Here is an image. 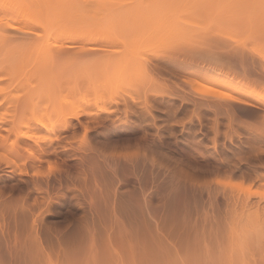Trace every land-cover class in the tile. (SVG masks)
Listing matches in <instances>:
<instances>
[{"label":"rangeland","instance_id":"374dc122","mask_svg":"<svg viewBox=\"0 0 264 264\" xmlns=\"http://www.w3.org/2000/svg\"><path fill=\"white\" fill-rule=\"evenodd\" d=\"M14 1L16 2V0H14ZM14 1L12 2V0H11L10 2H12V4H10L7 0H0V2H1L0 3V22H2V24H4L5 21H6L5 23H8V21H10L11 24L13 23V26H15L17 24L16 27L19 26V27L23 28L26 26V24H23V22H25V21H23V19L20 18V17H22L20 15H21V12L23 13V10H24L23 8H25V10H28V9H26L27 7H24V6H27L28 2L25 3V1H27V0H22V3H21L20 0H17L18 4L19 3L22 4V5L20 4L21 6H23V7H21L20 5H16L17 3H15V5H14ZM40 1H39V3L42 4L43 2L41 3ZM66 1L68 2L69 0H65V2ZM86 1L83 0L81 3L79 2L80 4L79 3L74 4L77 6L76 13L80 17V18H75V20L78 19V20H76V22H74L75 21L74 19H71V18H73L72 14H75V13H71V16H69L70 14L69 15L67 14L68 18L71 17L70 18L71 20L67 19L69 24H70L69 25L67 23V25H69V26L65 25L66 22L63 24L64 26L61 25L63 22L61 24L58 22V24H60V25H57V23L55 25L53 23L54 25H52V26H54V27L52 29H51V27L50 28L48 27L49 24L46 25L47 28L52 30L51 33H54V31L57 30L56 26H58V28L60 27V29L62 27H64V29H65V26L66 27H71V26L73 27V25L75 26V29H77V30L82 29L85 26L84 30L86 31V27L88 26V27H93V28L98 27L99 29H102V32L101 31L99 32L96 28V30L98 31V33L100 35L99 36L96 31L95 32L93 31L95 29L92 28L91 30L94 32V34L92 35V32H89V33H91L90 35L92 37L91 36L88 37L89 33H85V32L81 33L80 32L81 34H78L79 32L77 30H75L76 31V33H75V31L73 32L70 30L72 28H67L68 30L71 31V33H70V31L65 29L66 32L68 31L67 34L69 33V34H74L77 36L82 35L81 37H85L84 38L85 41L86 40L88 41V39L90 38L89 41H93L95 44L92 42H89V41H88V44H86L87 41L85 42V44H83L84 42L82 39L81 40L83 42L82 44L85 47L86 46L90 47L89 49H87V47L85 48V47H83L82 44H80L81 47L83 48L82 50H84V52L83 51H80V52H83L84 55L81 56V54H79V55L62 54V56L60 57L59 60H56L55 62L50 63V65H48L46 67L47 69L52 71L51 74H53L52 77H54V82L56 83V85L54 83L55 88L51 87L49 85L51 87V88H49V90H47L46 88H45L46 90L44 89V91H46L47 94L49 93L48 94L49 97H45V99H44V95H43V94H45L44 92H42L43 98L41 96L40 91L38 92V93H40V97L42 98L41 100H40L39 95L37 93H35L36 88L39 89L41 87L40 86V84H41L40 79H42V78L40 77V79H39L38 76L40 74H42L41 71L46 70V68L43 69V65L41 64L42 69L40 71L39 67H40V61L41 60L39 61L37 58H38L39 53H41L40 51H38L40 48L39 46H41V48H42V45H40L41 42L46 44V42H44V40H46L47 38L44 36L45 35L50 36L49 31H51V30L48 29L49 31H47V28H46V31L48 32V34H46L47 32L45 31V29H43L45 27H42V28L39 26L37 27V29L40 28V31H38L39 30L38 29L37 32L41 33L42 29L46 32V33H44V31L42 32V34L43 33L45 34L44 36L42 35L43 37L36 34V36L40 37L42 40L44 39L43 41H39L40 43L38 44V47H39L38 50H34L32 45L29 46V43H28L29 41H27L25 44L22 42V40H20L21 39L20 36L22 34H20L21 32L19 31V29L17 30V32H15L16 30L13 29L14 30L13 31L12 28H10V25L4 24V25H7V27L9 26L8 27L9 30L6 29L4 26L2 27L3 29H5V31L8 30L7 32H9L11 29V31H10L11 35L9 33H6V35L10 36V38H8V40L5 39L4 37H1V33H0V104H2V105H0V109L3 110V111L0 110V113L3 112L2 113L3 115L2 114H0V115H2V117L4 116L5 121H6L5 122L3 120L4 118H0V125L3 124L6 126V123L8 124L6 126L7 127L6 129L1 128V127H3V125L0 126V139L5 138L3 136L4 134L5 135L8 134V135H6V137L9 138V139L7 138L9 141L7 139L6 140L5 139L0 140V146L4 145V146H2V148L5 146H6L5 148H7V145L9 144L8 149H6V150L4 148L3 149L0 148V150H2L0 152L3 153V154L0 153V158L3 159V162L0 161V172H4V173H0V189H2V191H0V198L3 197L2 199H0V202L3 201V203L0 204V209H2V210H0V214L3 215V213H4L3 217L0 216V264H23V263L24 264L25 263L26 264H264V213H263V211H264V207H263L264 206V196H263L264 195V178H262V177H264V136H263L264 133H261L262 131H264V11L261 10L262 6L260 7V5H261L260 2H263V0H259V1L255 0L256 2L258 1L260 3L259 4L257 2L259 7H260L259 9H258V5L255 6V4H257V3L254 2V0H251V2L249 4L252 3V5H253V2H254L253 6H255V7L252 6L253 7L252 8L250 6L249 9H246L248 7H245V6L241 7L242 9L244 8L243 10L246 9L245 13H240V12H243V10L242 11L239 10V13H237V14L235 13V11H236L235 10L234 15L228 12L231 17L226 16L227 18L224 17L226 13L222 14V15H224V16L221 15L222 18H221V16H220V19L217 17L219 19V21L217 18H216L217 21L213 19V18H215L214 17L215 15L217 16V14H215L213 17H211L212 19L208 18L209 21L206 18L207 16H205V15H207L206 12H208V14L210 13V10H211L210 8H212L211 7L212 4L215 3L216 1H218V6H220L221 2H222L221 0H220L221 2L219 0H215V1L212 0L213 3L208 4L209 6L210 5L211 6L210 7L208 6L207 8H206L207 5H205V8L207 10H208V8L210 9L208 11L205 9L200 10L201 9L200 8V2L203 0H190V1L189 0H179V1L176 0L178 3L181 2L180 4H182V2L183 3L187 2L186 5L192 1L191 2L192 4L190 3L189 5H187L188 8L191 10L187 9L185 11L186 8H181V11L179 10L178 14L175 11L178 10V8H179L178 6H180V4L175 5L174 0H173V2H170L171 3V4H169L170 7H172L171 5L173 3H174L173 5L177 7V8L172 7V12H171L170 7L168 6V2L165 0L167 2V5H166V3H164L166 6L165 8L169 7L168 11H166V12L170 11L173 14L172 15L171 13H169L170 17L173 18V20H172L173 23L170 22V20H171L170 17H169V19L167 17L169 14L167 15V13H165V14L163 13L164 16L167 15L164 18L167 17L169 22L168 21L165 22L162 20H161L162 22H160L158 19L159 24L165 22V23H167V25H169L172 23L171 25L175 26L176 30L177 29L181 30V31H178V33L183 32V34L180 36L177 33V36H180V37H177V36H175V33L173 35L172 34L173 32H172L171 33L172 36H175V37L174 38L172 37V40L170 37V40L173 43L176 40L177 43L169 44L171 41H169V39H168V43H167L165 41L167 39L163 38V39H165L163 41H164V43L166 42V45L161 43L160 45H158V47H157V44H158V41L160 43V40L157 39L158 41L156 43V41H154L152 38H150L151 37V34H150L147 36V37L150 36L149 37L150 41L145 42V44L146 43H152L151 42L152 40L154 41L153 44H147L146 46H144V41L141 38L142 39L141 44L138 43L139 46H138V44H135V46H133L130 49L131 51L129 50V48L132 46V44L136 41L141 40V39L138 40V38H140L141 35L135 34L137 32L140 33L141 27L139 26V30L135 33L133 31H131L132 35H135V36H133V39L137 36V38H136L137 40L134 39V42H133L132 41L133 39L130 38L131 37L130 34H129L130 37L126 36L127 35L126 31L128 30V28H127L128 25H126V28H127L126 31L121 30L122 32H125V34H126V35H123L124 37L122 36L121 32L119 33V34H121V35H119V37H121V36L123 37V38L121 37L122 38L121 39L117 36L118 32H116V30L114 29V28H118V27H114L113 24H115V23H113V24L109 23L108 20L112 21V19L116 16L114 10L115 11L119 10L120 6H121V8H123L122 6L124 5V9L125 8L127 9V5H131V8H132V5L134 4V6H135V3L139 2V0H136L137 2L135 1V3L133 2V4H131L132 0H107V1L106 0H100V2L103 1L101 4L106 3L105 4L106 7H111L110 4L113 7H115V9L113 8V9H110L111 11H108V13L109 12L112 13V18H111V14L109 16L108 14H106L107 12H105L107 9L109 10V8L105 7V11H104V5L96 4L97 3V2H95L96 0H93L94 1L93 5H95V6H93L91 3L89 5H91L93 7H97L99 9L97 10L93 7H89V9H88L86 7L88 10L92 9L91 11H93V13L90 12L91 16H90V14H88L91 17V18H89V20L92 19V21L91 20L89 21L87 19L89 17L87 15L88 17L86 19H82V21L84 20L82 22L80 19L83 17L85 18L86 13H87V12H85L86 10H83L85 8V6H88V5H85V3H84ZM97 1L99 2V0H97ZM148 1L149 0H147V1L145 0L144 2H148ZM156 1H159V0H156ZM194 1H195V3H194ZM196 1H198V3ZM238 1L240 3H242V4H240L241 6L243 5V3L244 4L246 3V0H245V2H244V0L243 1L238 0ZM238 1H237V3H238ZM75 2H78V0H75ZM87 2H86V4H87ZM107 2H108V4H107ZM159 2H158V4H159ZM162 2L159 5L160 7L162 5ZM219 2H220V4H219ZM224 2L222 3L223 5H221V7H223V8L227 7V6H225L227 1L225 2V4H224ZM230 2H229V5H230ZM232 2H233V0H232ZM39 3H37V4H39ZM66 3H64V4H66ZM203 3H201V4H203ZM247 3H248V0H247ZM3 4L5 6H3ZM6 4H8L9 6H6ZM29 4H33V1H32V3H29ZM68 4H72V3L68 2ZM81 4H83V5H81ZM140 4H143V0L141 1ZM153 4H155V3H153ZM263 4L264 3H262V5ZM11 5H12V8H10ZM96 5H100V7L103 6V9H102L103 13L101 11H99V10H101L100 7H98ZM144 5H146V4H144ZM184 5L185 4H183L182 7H184ZM186 5H185V7H187ZM196 5H197V7H196ZM213 5H214L213 8H215V10H216L217 6L215 7V4H213ZM216 5H217V2H216ZM240 5H238V7H240ZM30 6H32V8H33V5H30ZM78 6H79V8H78ZM146 6H148V4ZM149 6H152V5L149 4ZM149 6L147 8H150ZM192 6H195V7L192 8ZM246 6H249V5H246ZM15 7H18L19 9L17 10V8H15ZM67 7H69V5ZM141 7L142 6H140L139 8H141ZM152 7H151V9H153ZM156 7H158V6H156ZM198 7L200 8L199 9L200 12L199 13L197 12L199 14V16L198 15L195 16L194 14H192L191 11H195V9L197 10ZM231 7H232V5H231ZM234 7H237V6L235 5ZM234 7H233V9H234ZM131 8H130V10L133 9V11H134V7L132 9ZM250 8H252V10H254V12H252V10L250 11L253 14L252 13L249 14ZM263 8H264V6H263ZM141 9H140V11H141ZM154 9H155V7H154ZM161 9H162V7H161ZM173 9L175 11H173ZM25 10H24V12H25ZM94 10H96L97 13L101 12L102 15L106 14V15H104L106 17H103V16H100L99 14L98 15L96 14L97 16L100 17V18L99 17L97 18L96 16H94ZM123 10H121V11H123ZM135 10H137V9H135ZM148 10H150V9H148ZM159 10H158V12H159ZM217 10L219 12L220 7ZM260 10L262 11V13ZM70 11H72V9ZM80 11H81V13H80ZM133 11H131V12L133 13ZM140 11H139V13L142 14V12L145 10H143L141 12ZM162 11H163V9H162ZM204 11H205V14L204 13L202 14V12H204ZM225 11H226V8H225ZM229 11H230V9H229ZM259 11H260V13H259ZM4 12H6V13H4ZM15 12H18V14L17 13L15 14ZM120 12L117 13L118 16H119ZM131 12L130 13L127 12V13H129L131 16V14H132ZM134 12H136V11H134ZM153 12H146V13L150 14ZM180 12L182 13L181 14L182 19L180 17L181 15H179ZM220 12L222 13V10ZM237 12H238V10H237ZM30 13H31V11H30ZM123 13H124V11L122 12V14ZM127 13H125L126 16H127ZM139 13H138V15H139ZM175 13L178 16H176ZM228 13H227V15H228ZM136 14H134V18L136 17L135 16ZM149 14H147V15H149ZM156 14H154V15H156ZM174 14H175V17H174ZM189 14H192L195 17H193ZM212 14H214V12ZM259 14L262 17H260ZM80 15H82V16H80ZM163 15H161V18L163 17ZM73 16L75 17V15H73ZM92 16H94L95 18L93 19ZM126 16H123L125 20L122 17L124 22L127 21V19L125 18ZM203 16L207 20L202 19ZM237 16H238V18H237ZM241 16L242 17L244 16L246 18L243 17L244 18L243 19V18H241ZM249 16H251V17H249ZM257 16H259L260 18ZM120 17L121 16H119V18ZM127 17H129V16H127ZM140 17H141V15H140ZM147 17H145V19H147ZM155 17L152 16V18H154V19H155ZM177 17H179L180 19H178ZM66 18H67V16H66ZM107 18H108V20H107ZM115 18L118 19L117 17H115ZM142 18H144V16ZM251 18H252V20L254 18V21H252V24L249 22ZM97 19L100 21L102 19L101 23L103 22V25L100 22H98ZM104 19H105V21H104ZM116 19H114V20H116ZM122 19H120V20L122 21ZM137 19L140 20L141 18H137ZM137 19H136V21H138ZM167 19H165V20H167ZM176 19H178V20H176ZM86 20L89 21L88 22L89 25H88ZM93 20L95 22L97 21V23H95ZM120 20H119V22H116V21H114V22H116V24H117V23H120ZM129 20H130V18H128V21ZM143 20L144 19L141 20V22H142L141 26L144 25ZM150 20H151V18H150ZM174 20H176L177 22H174ZM180 20H182V22L185 25H183V23ZM220 20L222 22H225V23L220 24V22H221ZM123 21H122V24L124 23ZM132 21H133V16H132ZM151 21H150V24H151ZM256 21H258V22H256ZM16 22H19V23H16ZM127 22H125V24ZM145 22H147V21H144V23ZM255 22L257 24L256 26H255ZM259 22H261L260 24L262 25V27L260 26ZM14 23H15V25H14ZM75 23L79 24V26H81L82 24L83 25L86 24V25H84V26L82 25L78 29L79 26L76 27ZM131 23H133V22H131ZM134 23H135V19H134ZM181 23H182V25H181L182 28H179L180 27L179 25ZM2 24H0V25H2ZM22 24L24 26H22ZM98 24H101V25H98ZM104 24H106L107 26L104 27L105 26ZM125 24H123V25H125ZM130 24H129V26H131L130 28L133 30V28H132L133 26ZM136 24H137V22H136ZM138 24H137V26H138ZM145 24L149 25V23H145ZM187 24L190 25V27ZM109 25L112 28L113 27L114 28L113 29L110 28ZM146 25H144V26H146ZM171 25H169L170 28L172 27L174 29V27ZM176 25L178 27H176ZM253 25L255 26V28ZM101 26H102V28H101ZM118 26H120V25H118ZM144 26H143V29H144ZM151 26H152V24H151ZM151 26H149V29ZM169 26L167 28H169ZM251 26H252V28H251ZM122 27H124V26H122ZM146 27H148V26H146ZM21 28H20V30H21ZM164 28H165V26H164ZM167 28H165V29L167 30ZM188 28H189V32L192 29H195V31L194 30L193 31H194V33L195 32L197 33V34L195 33V36H197V37H194V39H192L193 38L192 37L193 32H192V34H191V32L188 33V31H187ZM261 28H262V30H261ZM105 29L108 30V33L106 32ZM143 29H142L141 34H143ZM149 29L147 31L148 34H149ZM155 29H157V28H155ZM184 29L185 30L187 29V30L185 31ZM249 29H252V30L250 31ZM110 30H113V34L116 35V37L119 38L121 41H118L119 39L115 40L114 39L115 36L113 37V35L111 36V37H113V39L111 37H109L108 34H109ZM136 30L137 29H135V31ZM89 31H90V29H89ZM118 31H119V29H118ZM165 31H163L162 33H164ZM170 31H168L169 33H166V35L170 34ZM0 32H2V30H0ZM18 32H20V33H18ZM110 32H112V31H110ZM150 32H151V30H150ZM186 32L188 34H191V35H185ZM249 32L251 35L248 34ZM12 33H14V34H12ZM101 33H103L104 35ZM85 34H86V36H85ZM153 34H154V32H153ZM106 35H108L109 38H107ZM125 36H126V38H125ZM138 36H140V37H138ZM91 38L93 40H91ZM94 38L96 41H94ZM124 38H125V41H124ZM127 38L128 39L130 38L131 40H126ZM157 38H159V37H157ZM178 38L181 39V41H183L184 43H185V40L187 39L186 44L188 43V46H190V44L196 45L199 42L198 46L200 47L201 52L197 51V50H199L198 46L195 47V49H194L193 46H190L188 48V47H186V45L182 46V47L180 45V48H179V46H177V45H179L178 43L181 41ZM199 38H200V41L198 40ZM9 39H12L13 41H11ZM52 39H50V41H52ZM189 39L193 40L194 43H193V41L188 42ZM15 40H17V41H15ZM53 40H55V39H53ZM101 40H103V41H101ZM144 40L146 41V38H144ZM178 40H179V42H178ZM128 41H129V44H128ZM195 41H197L196 44H195ZM53 42H54V44H53ZM53 42H50V43H52L55 46V44H57V42H55V41H53ZM119 42H120V44H119ZM122 42L125 44V46H124V44H122ZM126 42L130 47H128V45L126 46ZM200 42L201 43L203 42V45ZM89 43L92 45L90 46ZM49 44H47V46ZM148 45L150 48L148 47ZM161 45L163 47L165 45V47H167V48H163ZM169 45L174 46V47L176 45V48H174V47H172V48L177 49V50L179 49L178 50L179 54L176 53L175 51H174L175 52L174 55L178 54V55H175V57L173 54H170L171 52L173 53V51H169L171 49L166 50V49H168ZM49 47L52 48L53 46L51 47V44H50L48 47H46V49ZM91 47L95 50L91 49ZM151 47H153L154 49L156 48V50L160 47V49H158L157 50L158 52H157L154 49H152ZM184 47H185V49H184ZM201 47L203 48L204 51L201 50L202 49ZM34 48H36V47H34ZM100 48H102V49H100ZM136 48H138V50H140V48H141L140 51H142V52L139 51L140 52L139 55L143 56V59H142V57H141V59L144 61H142L140 59V56L138 55V51ZM142 48H144V49L148 48V49L143 50ZM161 48L164 50H162ZM29 49H31V50L33 49V51L30 52ZM150 49H152L154 51H152L150 53V51H151ZM105 50H106V52H105ZM159 50H161V51H159ZM165 50L167 52H170V53H168V55H167ZM90 51H92V53ZM93 51L97 52L98 55H96L97 53H94ZM117 51H118V54H117ZM162 51L165 52L166 54L163 53V55H162L161 54ZM112 52L114 54H112ZM122 52H123V54H121ZM128 52H129V54H132L131 57L128 54ZM146 52L148 55L146 54ZM181 52L184 55L182 54V56L180 57ZM44 53L45 52H43V54ZM87 53L90 55H88ZM99 53L100 54L102 53L101 57H100L101 59H103L105 57H107L106 59H111L108 57L113 55L112 56L114 59L113 62L116 63V66H115V70H114V67L112 68V66H114V64H111L112 60H110L111 61L110 63L106 62V64H107V66H106L104 64L106 59H105V61L102 60V62L98 61L97 65L92 64L93 66H97V68H98V66H99L98 63L100 62L99 64H101V63L103 64V66H102V64L100 65L101 69H104L105 67H106L105 70L107 68H111V69L106 70L107 76H108L106 79V75H105L106 71L103 75V73L100 72L101 69L99 67L98 70L101 74V76H99L100 74L96 70V67H93L94 69L93 70L91 69V70L97 71V74H96L97 79H98V77L100 78L103 75V77H102L103 81L102 80L98 81L96 79V82H95V80H94L95 79L94 78L95 72H93V74H90V73H87L88 70L87 71L85 70V73H87V74H84L82 72V70L84 71V68L87 67L85 65L90 64V63L87 64L86 63L87 60L85 61V59L89 60V58L92 57V60H91V58H90V60L93 63V62H95L93 60H95V58H98V56H100ZM103 53H104V55L108 54V56L106 55L105 57H102V56H104ZM115 54L119 55V56L123 55V57L125 56V58H123L122 56L120 57V58H123V62H122V59L120 60V58L118 61H116L115 59H118V58L116 56H115L116 58H114ZM133 54H136V55H134V56H137L136 59H135V57H133ZM143 54H145L146 56ZM92 55L95 56V58ZM157 55H158V57L156 58ZM159 55H160L161 59H158V58H160ZM215 55H218L216 57V61H215ZM43 56H45V55H43ZM79 56H81V57L79 58ZM88 56H90V57H88ZM150 56H151V58H150ZM164 56L167 58H165ZM171 56H173V57H171ZM177 56H179L182 59L178 58ZM201 56L203 59H201ZM205 57H207L208 59ZM100 58H98V60H100ZM129 59H130V61H128ZM147 59H150V61ZM217 59H219L220 61ZM221 59H222L223 63H221ZM36 60H38L39 63H38V61L36 62ZM140 60H141V63L138 62ZM145 60H146V62L147 61L149 62L147 67H146V63H144V65H143V62H145ZM211 60H212V62H211ZM224 60L225 61L227 60V61L225 62ZM96 61H97V59H96ZM124 61L125 62L127 61V63L122 64V63H125ZM132 61H133V63H132ZM135 61H136V64L139 63V65H136L137 67L134 64ZM119 63H121V64H119ZM151 63L153 65V66L151 65L152 67L150 66ZM217 63H219V64H217ZM109 64H111V65H109ZM128 64L130 66L133 65L134 67L133 66L127 67V66H129ZM225 64H226V66H225ZM121 65H123V67L126 68L127 70L124 69ZM118 66H120V67H118ZM229 66H232V67L229 68ZM89 67H87V68L89 69ZM140 67H142V68H140ZM78 68H81L82 70L81 69L79 70ZM87 68H85V69H87ZM122 68H123V70H122ZM222 68H223V70H222ZM38 69H39V71H38ZM110 70H113V72L111 71L112 72L111 73ZM195 70H196V72H194ZM101 71L103 72L104 70H101ZM123 71H124V73H123ZM126 71H128V72L126 73ZM197 71L199 72L198 74H197ZM74 72H76L75 76H77V77L74 76ZM78 72H80V73H78ZM207 72L210 76L206 75ZM45 73H46V71H45ZM110 73L114 77L113 80L111 79L112 76L110 75ZM64 74H65V76H64ZM81 74H84L82 79L80 78ZM88 74L92 75V77H90V76L86 77V75H88ZM121 74H123V75H121ZM60 75H62L64 78H62V76H61V78H62L61 79L59 77ZM97 75H98V77H97ZM199 75L203 78H201ZM204 75H205V77H204ZM176 76L181 77L182 81L180 79L178 80V78ZM206 76L211 77L210 78L211 80H213L212 76L213 77L215 76L214 78L220 76L219 78H220V80L223 81V83H226L227 79L229 80V78H230V81L234 82L233 85L238 84V86H239V85L243 84V87H245L246 90L249 89V91H252L253 89H256L254 91H255V93L257 92L258 94H255L252 91L256 96L251 95V94L249 96V94L246 95L241 91L235 90L236 88L235 89L231 88V87L227 88L226 85H224L223 86L224 88H223L220 85V82H221L220 80L217 81L219 83H217L215 80H213V82L215 81L217 84H219V86H220L219 87L215 83L208 82L207 80H209V81H211V80L208 79ZM58 77L61 80H59ZM66 77H69V79L65 80ZM72 77L77 78V79H74L75 81L73 79L70 80V78H72ZM88 77H89V79H88ZM115 77H117V78H115ZM204 78L207 80H205ZM51 79H53V78H51ZM105 79H106V81H105ZM193 79L195 81L198 79L200 81L201 85H202V83H204V84H206V86L211 87L212 89L214 88V91L216 89H218L217 90L218 93H219L220 89L223 91L226 90L225 92H228L226 94H231V95H234L240 99L247 100L252 105L242 104L236 100H225L224 99L225 100L224 101V100L218 98V96H216L218 98L217 99L215 97V95H216L215 92H213L214 95H210V93L213 94L212 91H209L211 89L208 90L210 93L208 91H205L204 89H203L204 91L202 90V92H201L200 86H199L200 89H198V88H196V85L193 82H191V83H193L195 86H193V84L192 85L189 84L190 82L188 83V81H191ZM92 80L97 85H94L95 83ZM224 80H226V81H224ZM50 81H52V80H50ZM58 81H61V83H64V84L66 83L67 85L64 86L62 84V86L60 87L61 84H59ZM42 82H44V80ZM98 84H100V85H98ZM104 84H106V85H104ZM75 85L78 87L76 88ZM69 86L71 87V89ZM44 87H46V85H44ZM72 87H74V88H72ZM52 88H54L57 91L55 92V90ZM60 88L61 89L64 88V90L62 91ZM68 88H69V90H68ZM34 89H35V91H34ZM41 89H42V87H41ZM59 89H60V91H59ZM72 89H75L78 92L76 94H72L70 92V90H72ZM196 89L199 90L198 94H197V92H195ZM51 90H54L53 93L54 92L55 93L52 94ZM75 90H73V91H75ZM221 90H220V92H221ZM150 91H151V93H150L151 96L148 93ZM223 91H222V93H225ZM153 92L156 93L157 95L156 94L154 95ZM199 92H201L200 93L201 95L199 94ZM29 93H32V95L34 94L33 96H31V100H33V104H32V101L29 102L30 101V96H28ZM59 93H61L62 95H58ZM70 93L72 96L69 95ZM161 93H163V95H160ZM206 93H208V95ZM222 93H221V95H222ZM57 95L59 97L61 96L62 101L61 100L60 101H61L62 105H60L61 103L57 100H56L57 102L53 101L54 97L59 98ZM76 95L78 96V100L83 102L82 104L85 107L84 106L82 107L80 105L79 106L80 109H78L77 104L80 102L77 100ZM221 95H219V96H221ZM27 96H28V98H27ZM45 96H47V95H45ZM15 98L16 99L19 98V99H17V101H15ZM23 98L25 99V101ZM49 98H51L49 100L50 102L49 101L47 102V100ZM64 98H65V100H64ZM109 98L112 99V101L110 99L112 105L109 101ZM10 99H13L12 103H11V101L8 102V100H10ZM20 99H21V101H24L25 103L21 102ZM27 99H28V102H27ZM68 99H69V101H68ZM72 99L78 103L76 104L74 101L72 102L71 101ZM144 99H145V101H144ZM34 100H35V104H38V106H36L38 108L35 107ZM82 100H84L85 102ZM96 100H97V103H95ZM14 101L19 102L18 104L16 103L17 106L15 105ZM93 101H94V103H93ZM148 101L150 103H152L153 105L150 104ZM52 102H54L56 105L59 104V106L63 109V114L61 112L60 116H58L57 112L55 113L56 107ZM130 102H131V104H130ZM145 102H148V103H145ZM6 103H7V105H10V106L7 107V105H6V107H5ZM26 103L31 104V105H27ZM72 103H74V104H72ZM92 103H93V105H92ZM19 104H20V106H19ZM24 104H26L27 106ZM95 104H97L100 108L98 106H95ZM145 104L148 105V109L146 108L147 106ZM40 105H42V106H40ZM102 105L104 107H102ZM109 105L111 106L110 108H108ZM25 106H26V108L29 106L27 108L26 112L24 111ZM220 106H221V108H220ZM228 106H229V108H228ZM3 107H5V108L3 109ZM33 107H34V109H33ZM52 107H54V110ZM68 107H70V108H68ZM6 108L8 111L6 110ZM13 108L15 109L14 114H12L13 110H11ZM45 108L47 110H45ZM61 108H59L57 110L61 111ZM66 108L70 109V112H73L72 110L75 111L77 109L79 111L82 110L83 114L81 112V115L79 116V120L77 118H72L69 116V114H67V113H69V110H66ZM71 108H72V110H71ZM91 108H95V109H91ZM104 108L106 109V113H103L101 111ZM219 108L221 109L220 111H218ZM114 109L116 112L114 111ZM19 110L21 111V113ZM30 110L35 111V112H32V114H34V115H32L30 113ZM48 110L50 112H48ZM90 110H92V111H90ZM93 110H95L96 112L98 111L97 112L98 115H96L95 111H93ZM99 110L102 113L99 114ZM126 110L127 111L129 110L127 114L125 112ZM143 110H145V111H143ZM4 111L5 112L6 111L11 112L8 114H12V115L11 116L8 115L9 117L6 118L7 112L5 114ZM22 111H23V113H25V115L22 113ZM85 112H87V114ZM90 112L93 113L94 115L88 114ZM19 113L21 114V116H23V117L19 116V118L24 119L23 121H19V118H18ZM135 113H137V114L135 115ZM16 114H18V115L15 116ZM27 114H29V116ZM35 115H37V117ZM54 115H57L58 116V117L56 116L57 118L60 117L58 120V123H60L59 121H62L61 116L66 115L67 118L65 116V119L66 120L68 119L69 122H68V120L62 121V122H67L69 124L72 121L71 124H69L70 126H66V128H64V130H63V128H60L61 130H59V127H61V126L63 127V124L61 123L62 125L57 127L56 126L57 123H54V122H57V120H56L57 118ZM99 115H100V117H99ZM32 116H33L32 119H34L35 121L31 119ZM95 116H97L98 118ZM35 117H36V119H35ZM38 117H40V119H42L43 121L42 120L38 121L39 120ZM52 117H53V119H55V118L56 119L53 120ZM69 118L70 119L72 118V119L70 120ZM13 119H17L18 123L16 122V120H13ZM63 119H64V117H63ZM47 120H49L48 121L49 123H46ZM13 121H15V122H13ZM33 121H34V123H32ZM2 122H4V123H2ZM19 122H20V124H19ZM22 122H23V124H22ZM81 122H83V123L85 122L84 128H83V125ZM86 123H89V126L86 125ZM101 123H104V124H101ZM26 124L28 126V129L25 126ZM29 124L31 126H29ZM44 124H45V126H44ZM74 125L76 126V128L74 127ZM10 126H11V128H10ZM85 126H88V127L91 126L90 127L91 129L90 128L88 129ZM33 127H34V129H33ZM52 127H55V129ZM12 128H14L13 130L15 133L13 132V130L9 131V129H12ZM50 128H52V129L49 131ZM67 128L71 131H69ZM16 129H18L17 132L19 131L20 133H23L25 131L27 133L29 132L31 135L35 134L36 138H35V136H33L32 139L26 138L27 139L26 145H28L27 147H28L29 151L32 150V154L36 152L35 155L33 154L34 156H31L32 154L30 152L28 153L25 151L22 153L23 154L22 155L23 157H22V156H20L21 151L19 149H15L16 152L13 151L14 149L12 150L13 146L11 147V145L13 142L12 140L15 139V137H14L15 134H17ZM22 129L24 131H22ZM42 130L44 132H42ZM46 130H47V133H46ZM85 130H86V132H85ZM6 131H7V133H6ZM51 132L53 133V135H50ZM59 132H60L61 137L58 136V138H63L64 136L62 137V135H66L64 137V139L66 137L67 138L65 140L62 139V141H61V139H58L57 136H55V135H59ZM238 133H240V134L238 135ZM12 135H14V136H12ZM74 135H75L74 139H71ZM230 135H232V136H230ZM40 136H42V137H40ZM43 136H45V137L48 136V137L45 138ZM52 136L56 137L57 139L52 137ZM49 137H50V139H49ZM253 137L255 139H253ZM10 139L12 142L10 141ZM42 139H44V140H42ZM53 140L58 141L60 144L58 145V142L55 143V141H53ZM38 141H39V143H38L39 145L36 144ZM28 142L29 143L31 142L32 145L28 144ZM62 142H63V144H62ZM22 143H20L18 148L22 149V147H20V146H23V149H22V151H23L24 147L26 145H24V143L23 144ZM48 144L52 145V147H53V149H51L49 152V156H47V154H48L47 153V154H45V158H42L41 161L37 160L36 157L38 158L41 155L40 154V152H41L40 147L45 148V147H47L46 145H48ZM55 144L58 146L54 147ZM65 144L67 147L65 146ZM29 145L31 146L30 148H29ZM34 145H35V147H34ZM63 145L68 149L67 151L65 150L66 149L65 147H62ZM36 146L38 147L39 152L37 149H35ZM70 146H72V147L70 148ZM80 146L82 149L80 148ZM10 147H11V150L13 152L9 149ZM77 147H78V150H77ZM26 148H25V150H26ZM28 149H27V151H28ZM58 149H59V151H58ZM75 149H76V151H75ZM53 150H56L55 152L57 153V155H56V153L53 152ZM69 150L71 152L73 150L74 154L71 152H68ZM5 151H8V152H5ZM88 151L90 152V154ZM257 151H258L259 155L255 154V153H257ZM17 152L20 155H18ZM37 152H38V154H37ZM76 152L79 154H77ZM10 153L11 154L15 153L14 155H17L18 158H12V157H14V155H11ZM82 153H84V154H82ZM5 154H6V156L8 154H10V155H8L9 157L8 156L6 157ZM24 154H26V155H24ZM65 154H68L70 156H66ZM72 154L74 156H72ZM87 154H89V155L87 156ZM27 155H29V156H27ZM81 155H82V157H81ZM2 156L3 157L5 156L7 159L10 158V161L12 160L11 164H13V162H14L13 160L17 159L15 161V163L13 164V166L15 168H12L10 163L7 164L8 160H5L6 158L4 159ZM24 156H26L27 158L33 157L34 159L30 158V161H28L29 159L25 158ZM60 156L63 158H61ZM47 157H49V158H47ZM58 157H60V158H58ZM67 157H69V158L67 159ZM88 157H89V159H88ZM20 158L23 160L22 162H21ZM46 158H47V160L49 159V161H50V159H52L51 162L54 166L50 164L51 162H49V164L51 166L48 165V161L46 160ZM64 158H65V160H64ZM80 158H83L86 161H84L83 159H80ZM2 159H0V160H2ZM26 159H27V162H26ZM33 160L34 161L36 160V162H35L36 165H35ZM53 160H55V161L57 160V162H53ZM31 161H32V163L30 164ZM87 162H88V164L91 162H94L95 165H93L94 163H92V166H91V164L86 165ZM21 164L22 165L26 164V165L22 166ZM55 164H56V167H55ZM57 164H60L61 170H59V168H58L59 165L57 166ZM96 164L99 165L100 167L97 166ZM37 165H38L39 169L36 168ZM16 166H18L19 168L18 167L16 168ZM49 166L50 167L53 166L57 169L52 167L51 169H53V170L55 169V170H54V172L51 173L52 170L49 169ZM89 166H91V167H89ZM81 167H83V168H81ZM47 168H48V170H47ZM91 168H92V170H91ZM96 168L97 169L100 168L102 170L99 169V172H98V170ZM7 169H8V171H7ZM22 170L23 171L25 170L24 173H26V174H24ZM37 170H39L40 172ZM19 171H21V172H19ZM46 171H50V173H48ZM60 171H62V172H60ZM106 171L107 172L111 171V172L107 173ZM33 172H34V174H33ZM35 172H37L38 174L35 175L36 174ZM101 172L103 175L101 174ZM249 172H251L252 174L250 173L251 174L250 175ZM110 173H112V174H110ZM257 173H258L260 178L259 177L256 178ZM104 174H106L107 176ZM38 175H41V176L38 177ZM254 175H256V177ZM261 175H263V176H261ZM103 176H104V179L102 178ZM247 176H249L250 178ZM252 176H253V178H252ZM47 177H48V179H47ZM85 177H87V178H85ZM105 177L106 178L108 177L109 180L106 179ZM78 178L81 181H79ZM32 179H33V182H32ZM257 179H258V181H257ZM35 180H37V181H35ZM46 180H48V181L46 182ZM74 180H75V182H74ZM31 182L33 183L32 185H31ZM34 182L35 183L36 182L37 183L38 182L39 183L45 182L46 183V184L44 183L45 185L44 184H41V185L46 186L44 188L45 189L47 188L46 190H48L49 193H46V190L43 191L44 190L43 186H41L43 188L41 193L38 190L36 191L35 189H37V188H35ZM83 182L85 185L83 184ZM95 182L99 186L95 185L96 184ZM82 184H83V186H82ZM107 184H108V186H107ZM92 185H94V186H92ZM29 186H31V187H29ZM39 186H40V184H39ZM77 186H78V188H76ZM85 186H86V188H84ZM90 186L92 187V189L90 188ZM96 186L97 187L101 186L100 188H103V189L97 188L98 189V191H97L95 189ZM232 186L235 188L233 189ZM105 187L107 190L105 189ZM236 187H238L239 189ZM242 187H247V189L245 190ZM78 189L80 191H78ZM88 189H90V190H88ZM94 189L96 190L95 192H97L98 194H96V195L93 194ZM29 190L32 192H30ZM92 190H93V192H92ZM103 190H105L106 192H108V191H110V192L105 194V191H103ZM3 191L5 192V194ZM51 191H52V195H51ZM87 191H88V193H87ZM245 191L250 192V194L252 196L250 198V200H249V198L247 199L249 193H247ZM89 192L91 195L89 194ZM99 192H102V193H99ZM86 193L89 194L88 195L89 197L88 196L86 197V195H87ZM7 194H9V195H7ZM46 194L47 195L50 194V197L52 200L48 199L50 197H47ZM81 194H83V196ZM101 194H102V196H101ZM260 194L262 195L261 197H260ZM28 195H29V197L30 196L31 197L29 198ZM40 195L42 197L43 196L45 197V202L47 200H49V201L51 200V201L48 203L46 202L47 204L42 203V205L44 204L42 206L41 202L43 199H42V197L40 198ZM92 195L97 196V198H98V195L100 196V198L103 197L102 201L99 198H98L99 200H97V198L95 196H92ZM103 195H105V200H104ZM228 195H231L229 198H230V200H232V198H233L234 201L228 200V198H227ZM14 196H15V198L16 197H19V198L13 199ZM23 196L25 199L23 198ZM236 196H239L240 198L238 197L236 199ZM245 196H247V197H245ZM262 197H263V199H261ZM27 198H29V200ZM37 198H38V200H41V202L39 201L40 204L37 203L39 205H36V206L41 205L40 207H41V210L43 213H40L41 212L40 207H36L35 211L33 210L35 208V205H33V204H36L34 202H37L36 201ZM91 198L96 199V200L94 201ZM243 199L246 201L248 200V201L246 202ZM15 200H17L16 202H20V203H21V201H22V203L24 201V203L19 204V205H18V203H15L16 204L15 205L13 203V201H15ZM26 200L30 203L25 204V202H27ZM89 200H92V201H89ZM240 200H242V201H240ZM258 200L259 201L261 200V202L259 203ZM7 202H8V204L10 203V206L13 203L12 207H14V208L8 207L9 205H7ZM31 202H33L32 206H34V208L31 207V209H29L30 208L29 206H31ZM232 202L233 203L235 202V205L233 204L234 206L232 205ZM244 202H245V205L242 206V204H244ZM79 203H81V205ZM236 203H238V204H236ZM251 203H252V205H251ZM253 203L255 206L253 205ZM4 204L7 206H5ZM20 205L25 206L23 208L34 211L35 213H37V212L39 213V216H38V213L35 214L33 212L35 214V216H33L34 214H31L32 213L31 211H30L31 213L29 212L31 214L29 216L33 222V225L36 223L35 228H37V229L34 230L33 229L34 227L32 228L33 225H32L30 218L29 219L26 218L27 221L24 220L25 219V218H23L24 215L27 217L28 213H25L26 211L24 212V210H22L23 209L22 206H20ZM26 205L27 206L29 205L28 206L29 208ZM250 205H251V207H250ZM4 206H5V208H4ZM19 206H20V209L22 208L21 209L22 213H19V210H18ZM248 206L250 208H248ZM47 207L48 208L51 207V210L49 208V210L45 213ZM257 207H259V209ZM16 208H17V211H16ZM94 209H96V210H94ZM262 209H263V211H262ZM258 210H260L259 211L260 213L262 211L263 215H262V213L261 214L258 213ZM6 212H7V215H6ZM13 213H14V218L12 216ZM252 213L255 215H257V213H258L260 216L259 215H257V217L254 215L250 216V214H252ZM42 214H44V216H45V217L43 216L44 218L42 217L43 219L41 218ZM17 216H19V217L21 216L20 219L22 218L24 221H26V223H25L26 225L24 224L23 220L22 221L19 220V222H22L21 224L18 223ZM15 217H16V219H15ZM34 217H35V219L37 217V219L34 220ZM260 217H261V219H260ZM9 218H11L12 220ZM258 219H260V220H258ZM16 220H17V223L20 225H18L16 223ZM28 220H30L31 224H30V222H28ZM4 222H5V224H4ZM12 223H13V225H15L16 228L14 226H12L13 227V229H12V227H11ZM9 224H11V225H9ZM25 226L28 228H26ZM2 229H3V232H2ZM31 229L34 230L33 232H34L35 238H34V236L32 238V240H34V242H35L34 244L36 245V241L38 239H39L38 241L41 240L40 241L41 244L39 247H38L39 244H37L35 246L34 244L31 243L30 239L33 235V232L31 231ZM28 230H30V231L27 232ZM15 232L17 235L15 234ZM31 232H32V234L29 235V233H31ZM37 232H39V233H37ZM52 234L54 235V237L52 236ZM6 235H7V237H6ZM28 235L30 237H28ZM36 235L37 236L40 235V236L37 237ZM50 235H51V238H50ZM36 237L38 238L37 240H36ZM40 237H41V239H40ZM52 237H53V239H52ZM27 238H30V239H27ZM49 239H51V240H49ZM40 242H37V243H40ZM58 243L61 245H58ZM30 244H32L33 246ZM41 245L42 246L44 245L43 246L44 249L41 247ZM38 248H39V250H38ZM39 252H41L42 255ZM32 259L34 260L35 263L33 261H30ZM24 261H26V262H24Z\"/></svg>","mask_w":264,"mask_h":264},{"label":"bare ground","instance_id":"6f19581e","mask_svg":"<svg viewBox=\"0 0 264 264\" xmlns=\"http://www.w3.org/2000/svg\"><path fill=\"white\" fill-rule=\"evenodd\" d=\"M7 1H8L10 4H12V2H13L14 0H12V2H10L11 0H7ZM20 1H21V3H22V0H20ZM32 1H33V4H29V3H32ZM32 1H31V0H27V1H25V3L28 2V4H27V6H24V7H27L26 9H28V10H25V8H23V9L25 10V12H24V10H23V13L21 12V15H20V16H22V17L19 16L20 18L23 19V21H25V22H23V24H26L25 27H23V28H21V27H19V26L16 27L17 24L15 25V23H14L15 26H13V23L11 24L10 21H8V23H5V22H6V21H5L4 24L10 25V28H12V30H13V29L16 30L15 32H17V30L19 29V31H20L21 33H20V32H18V33L22 34V35L20 36V38H21L20 40H22V42L25 43V44H26L27 41H29V42H28V43H29V46L32 45V47H33L34 50H38L39 47L41 48V46L38 47V44L40 43L39 41H43L44 39L42 40L40 37L36 36V34H38L39 36H42V35L44 36V35H45L44 33H46L47 31L51 30V29L54 27V26H52V25H54V24L56 25V23H57V25H60V24L63 22L61 25L64 26L63 24L66 22L65 25H66V26H69L70 24H69V22H68L67 19H69V20L74 19V20H75V18H80V17L78 16V14L76 13V11H77V10H76V9H77V6L74 5V4H75V3H79V2L81 3L83 0H78V2H75V0H72V1L69 0L68 2H71L72 4H68L67 1H66V2H67V3H66L65 0H62V1H61V0H41V1H40V0H32ZM39 1H40L41 3H42V2H43V3L40 4ZM73 1H74V2H73ZM84 1H86V0H84ZM87 1H88V2H87ZM87 1H86L87 4H86V2H84L85 5H88V6H85V8L87 7V8L89 9V7H93V6H95V5H93V2H94L93 0H87ZM91 1H92V2H91ZM106 1H107V0H106ZM135 1H136V0H132L131 4H133V2L135 3ZM141 1H142V0H139V2L136 1V2H137V3H135V6H136V7L134 6V4L132 5V8L134 7V11H136V12L133 11V9L131 8V5H127V9H126V8L124 9V5L122 6L123 8H121V6H120L119 10H120V9H121V10L124 9V10H123V11H124L123 14H122L123 11H121V10H120L121 12H120L119 10H116V11L114 10V12H115V14H116L115 17H117L119 20L122 19L123 16H126L125 13H127V12L130 13L131 11H133V13L131 12V13H132L131 16H130L129 13H127V16H129V17H127V16L125 17V18L127 19V21H128V18H130V20H129L128 22L125 21V22H127L128 24H127V23L125 24V22L123 21L124 17H123L122 21L124 22L123 24H125V25H123V24H122V21L120 20V23H117V24L120 25V26H118V25L116 24V22H119V20L116 19L115 17L112 19V21H111V20H108V18H107V20L109 21V23H112V24L115 23V24L117 25V26H116L115 24H113L114 27H118V28H114V27H113V28L116 30V32H118V33H117V36H118V37H119V35H121V34H119V33L121 32V33H122V36L127 34L126 36H127V37L129 36V37H130V35H131L130 38L133 39V36H135V35H132V32H131V31H133L134 33L137 32V31L139 30V26H140V27H141V28H140V30H141L140 33L137 32V33H135V34H137V35L140 34V35H141V37L138 36V37H140V38H138V40L142 38L143 41H144V46H146L147 44H153L154 41H156V43H157V41H158L157 39L160 40V43H159V41H158L157 47H158V45H160L161 43L166 45V42L168 43V39H169V41H171V40H172V37L174 38L175 36H177L178 31H181V30H178V29L176 30V29H175V26L171 25V24L173 23V22H172L173 18L170 17V14H169V13L172 12V7H176V6H174L173 4L175 3V5H177V4L179 5L181 2L178 3L176 0H174V3L171 5L172 7H170L169 4H171L170 2H173V0H172V1H171V0H166V1L168 2V6H169L170 9H171V10H170L171 12H170V11H169V12H166V11H168L169 7L165 8L166 6H165L164 3H166V5H167V2H166L165 0H159L160 2H159V1H156V0H151V1H152V2H151V1L149 0L151 3H150L149 1H148V2H144L145 0H143V4H140ZM146 1H147V0H146ZM162 1H163V2H162ZM178 1H179V0H178ZM189 1H190V0H189ZM211 1H212V0H211ZM211 1H210V0H205V1L203 0V1H201V2L199 1V2H200V8H201V9L198 7L197 10L195 9V11H191L192 14H194L195 16H196V15L199 16L198 13L200 12V10H203V9L207 10L206 8L209 6L208 4L213 3V1H212V2H211ZM214 1H215V0H214ZM219 1H220V0H219ZM221 1H222V2H221ZM221 1H220V2H221V5H223L222 3H223L224 1H225V2L227 1V3H226L227 5H226L225 2H224L225 6H227V7H224V8H223V7H221V5L218 6V1H216V2H217V5H216V2L213 3V4H215V7L217 6L216 10L220 7V11L222 10V13H221L220 11L218 12V10L216 11L215 8H213L214 5L212 4V6L210 5V6L212 7V8H210L211 10L208 8V10H210V13L208 14V12H206L207 15H205V16H207V17H206L207 19H208V18H209V19H212L211 17H213L215 14H217V16L215 15V16H214L215 18H213V19L216 20L217 17L220 19V16H221L222 14H225V13H226L225 16H224V15H222V16H224L225 18H227V17H231L229 13H231V14L234 15V11L236 10L235 13L237 14V13H239V10L242 11V10L244 9V8L242 9L241 7H244V6H245V7H248V8H246V9H249V7H250V6L252 7V6L254 5V2H256L255 0H254V2L252 1V2H253V5H252V3L249 4V3L251 2V0H250V1L248 0V3H247V0H246V3H245V4L243 3V5L241 6L240 4H242V3H240L238 0H233V2H232V0H229V1H228V0H221ZM230 1H231V2H230ZM237 1H238V3H237ZM242 1H243V0H242ZM258 1H259V0H258ZM258 1H257V2H258ZM4 2H5V1H4ZM95 2H97L96 4L104 5V11H105V7H106L105 4H106V3L101 4L103 1L100 2V0H99V2H98L97 0H96ZM104 2H105V1H104ZM158 2H159V4H158ZM161 2H162L161 7H162L163 11H162L161 7L159 6V5L161 4ZM176 2H177V3H176ZM191 2H192V1H191ZM191 2H190V3H191ZM196 2L198 3V1H196ZM203 2H204L205 4H204ZM206 2H207V3H206ZM220 2H219V4H220ZM229 2H230V5H229ZM234 2H235V3H234ZM244 2H245V0H244ZM257 2H256V3H257ZM0 3H1V2H0ZM9 3H8V4H9ZM15 3H17V0H16V2L14 1V5H15ZM21 3H19V4L17 3L16 5H20ZM25 3H24V4H25ZM37 3H39V4H37ZM64 3H66V4H64ZM80 3H79V4H80ZM90 3H91L93 6L89 5ZM153 3H155V4H153ZM186 3H187V2H186ZM186 3H183V2H182V4H180L181 7L178 6L180 9L178 8V10L175 11V10H174L175 8H174L173 11H175L177 14L179 13V10L181 11V8H186V9H185V11H186L187 9H189L187 5L190 4V3H189V4L186 5ZM194 3H195V1H194ZM201 3H203L204 5L201 4ZM258 3H259V2H258ZM258 3L255 4V6H257ZM260 3H261L260 7L262 6V8H263L264 4L262 5V3H264V0H263V2H260ZM260 3H259V4H260ZM8 4H6V6H9ZM107 4H108V2H107ZM138 4H139V5H138ZM144 4H146V5L148 4V6H149V4H150V5H152L153 7H152V6H149L150 8H147L148 6H146V5H144ZM163 4H164V5H163ZM183 4H185L187 7H185V5H184V7H182ZM191 4H192V3H191ZM233 4H234V5H233ZM237 4L240 5V7H238ZM21 5H22V4H21ZM21 5H20V6H21ZM30 5H33V8H32V6H30ZM36 5H37V6H36ZM68 5H69V7H67ZM81 5H83V4H81ZM100 5H96V6L100 7ZM143 5H144V6H143ZM154 5H155V6H154ZM193 5H194V4H193ZM197 5H198V4H197ZM197 5H196V7H197ZM205 5H207L206 8H205ZM231 5H232V7H231ZM235 5H236L238 8H237V7H234ZM246 5H249V6H246ZM3 6H5V5L3 4ZM28 6H29L30 8H29ZM79 6H80V5H79ZM79 6H78V8H79ZM110 6H111V7H106V8H109V10L107 9L105 12H107L106 14H108L109 16H110V14H111V18H112V13H110V12L108 13V11H111L110 9H113V8L115 9V7H113L111 4H110ZM140 6H142V7H141L142 9L139 8ZM156 6H158L159 8L156 7ZM210 6H209V7H210ZM229 6H230V7H229ZM255 6H253V7H255ZM21 7H23V6H21ZM21 7H20V8H21ZM83 7H84V6H83ZM129 7H130L132 10H130ZM151 7H152L153 9H151ZM154 7H155V9H154ZM163 7H164L165 9H164ZM189 7H190V6H189ZM193 7H195V6H192V8H193ZM233 7H234V9H233ZM253 7H252V8H253ZM260 7H259V5H258V9H259ZM10 8H12V5H11ZM15 8H17V10L19 9L18 7H15ZM74 8H75V9H74ZM85 8H84L83 10H86L85 12H87V13H86L85 18L83 17V18L80 19L81 21H82V19H86V18L89 16L88 14H90V16H91V13H90V12L93 13V11H91L92 9H91V10H88L87 8H86V9H85ZM93 8H95V9H97V10L99 9V8H97V7H93ZM128 8H129V9H128ZM176 8H177V7H176ZM190 8H191V7H190ZM225 8H226V11H227V12L225 11ZM228 8L230 9V11H229ZM231 8H232V9H231ZM252 8H250V10H249V14L252 13V12H254V10H252ZM262 8H261V10L264 11V8H263V9H262ZM69 9H70V10L72 9V11H70ZM81 9H82V8H81ZM100 9H101V10H99V11L102 12L103 6L100 7ZM135 9H137V10H135ZM138 9H139V10H138ZM140 9H141V11H143V10H145V11H143L142 14H141V13H139ZM148 9H150L151 11L148 10ZM157 9H158V10L160 9L159 12H158ZM199 9H200V10H199ZM246 9H245V10H246ZM254 9H255V8H254ZM13 10H14V9H13ZM74 10H75V11H74ZM79 10H80V9H79ZM128 10H129V11H128ZM154 10H155V11H154ZM189 10H191V9H189ZM193 10H194V9H193ZM208 10H207V11H208ZM237 10H238V12H237ZM245 10H243V12H240V13H245V12H246ZM251 10H252V12H250ZM255 10H256V9H255ZM261 10H260V11H261ZM19 11H20V10H19ZM19 11H18V12H19ZM28 11H29V12H28ZM30 11H31V13H30ZM69 11H70V12H69ZM73 11H74V12H73ZM81 11H82V10H81ZM81 11H80V13H81ZM88 11H89V12H88ZM141 11H140V12H141ZM153 11H154V12H153ZM183 11H184V10H183ZM247 11H248V10H247ZM260 11H259V13H260ZM18 12H15V14H16V13L18 14ZM27 12H28V13H27ZM101 12H100V13H97L96 10H94V16H96V17L98 18L99 16H97V15L99 14L100 16L106 17V16H104V15H106V14H103V15H102L103 12H102V13H101ZM105 12H104V13H105ZM112 12H113V11H112ZM118 12H120V13H119V16H121L120 18H119V16L117 15ZM146 12H153V13H150V14H149V13H146ZM193 12H194V13H193ZM197 12H198V13H197ZM213 12H214V14H212ZM228 12H229V13H228ZM4 13H6V12H4ZM71 13H75V14H72V17H73V18H71V17L68 18V15L70 14L69 16H71ZM83 13H84V12H83ZM136 13H137V14H136ZM138 13H139V15H138ZM144 13H145V14H144ZM156 13H157V14L159 13V14L157 15ZM163 13H164V14L167 13V15L169 14L168 16H167V15H165V16H167L168 19H169V17H170V19H171L170 22H172V23H171V24L168 23V24L171 25V26H173L175 30H174L172 27L170 28V26L167 25V23H165V22H167V21L169 22V20L167 19V17L164 18L165 16L163 15ZM176 13H175V14H176ZM203 13L205 14V11L202 12V14H203ZM220 13H221V14H220ZM227 13H228L229 16L227 15ZM247 13H248V12H247ZM261 13H262V11H261ZM8 14H9V13H8ZM67 14H68V15H67ZM96 14H97V15H96ZM113 14H114V13H113ZM124 14H125V15H124ZM128 14H129V15H128ZM134 14H136V15H135V16H136L135 18H134ZM147 14H149V15H147ZM154 14H156V15H154ZM171 14H172V13H171ZM175 14H174V17H175ZM177 14H176V16H178ZM181 14H182V13L180 12L179 15H181ZM192 14H189V15L193 16ZM210 14H211V15H210ZM252 14H253V13H252ZM73 15H75V17H74ZM87 15H88V16H87ZM92 15H93V14H92ZM108 15H107V16H108ZM140 15H141V17H140ZM145 15H146V16H145ZM150 15H151V16H150ZM161 15H163L162 18H161ZM172 15H173V14H172ZM240 15H241V14H240ZM261 15H262V14H261ZM17 16H18V15H17ZM66 16H67V18H66ZM77 16H78V17H77ZM80 16H82V15H80ZM90 16L87 18L88 20H89V18H91ZM94 16H92L93 19L95 18ZM132 16H133V21H132ZM143 16H144V18H142ZM147 16H148V17H147ZM149 16H150V17H149ZM152 16H153V17L156 16L157 18L155 17V19H154V18H152ZM195 16H193V17H195ZM201 16H202V15H201ZM222 16H221V18H222ZM226 16H227V17H226ZM244 16H245V15H244ZM244 16H243V17H244ZM246 16H247V15H246ZM254 16H255V15H254ZM259 16H260V14H259ZM259 16H257V17H259ZM145 17H147V19H148V18H149V19L147 20V19H145ZM180 17H181V19H182V15H181ZM243 17L241 16V18H243ZM249 17H251V16H249ZM252 17H253V16H252ZM260 17H262V16H260ZM260 17H259V18H260ZM14 18H15V17H14ZM70 18H71V19H70ZM99 18H100V17H99ZM137 18H141V19L139 20V19H137ZM150 18H151V20H152V19H153V20L151 21ZM163 18H164V19H163ZM177 18L180 19L179 17H177ZM206 18H204V16H203L202 19H206ZM218 18H217V19H218ZM237 18H238V16H237ZM244 18H246V17H244ZM244 18H243V19H244ZM109 19H110V18H109ZM114 19H116V20H114ZM134 19H135V23H134ZM136 19H137L138 21H136ZM142 19H144V20H143V24H144V25H146L145 23H149V25H146V26H148V27H146V26L143 25V26H144V29H143V26H141V24H142L141 20H142ZM158 19H159L160 22H162V21H165V22L159 24ZM165 19H167V20H165ZM174 19H175V18H174ZM178 19H176V20H178ZM207 19H206V20H207ZM209 19H208V21H209ZM219 19H218V21H219ZM223 19H224V18H223ZM261 19H262V18H261ZM66 20H67V21H66ZM76 20H78V19H76ZM76 20H75L74 22H76ZM90 20L92 21V19H90ZM90 20H89V21H90ZM95 20H96V19H95ZM107 20H106V21H107ZM117 20H118V21H117ZM124 20H125V19H124ZM149 20L151 21L152 26H151ZM161 20H162V21H161ZM176 20H174V22H177ZM221 20H222V19H221ZM221 20H220V21H221ZM262 20H263V19H262ZM55 21H56V22H55ZM83 21H84V20H83ZM83 21H82V22H83ZM86 21H87V20H86ZM89 21H87V23H88ZM93 21H94V20H93ZM97 21L101 23L102 19H101V21L97 19ZM97 21H96V22L94 21V22L97 23ZM104 21H105V19H104ZM110 21H111V22H110ZM114 21H116V22H114ZM130 21L133 22L134 24L131 23ZM144 21H147V22L144 23ZM180 21L182 22V20H180ZM216 21H217V20H216ZM252 21H254V18H253V20H252V18H251L249 22L252 24ZM21 22H22V21H21ZM21 22H20V23H21ZM58 22H59L60 24H58ZM72 22H73V21H72ZM74 22H73V23H74ZM79 22H80V21H79ZM79 22H78V23H79ZM129 22H130L131 24H130ZM136 22H137V24L139 23L138 26H137ZM140 22H141V23H140ZM157 22H158V23H157ZM221 22H222V21H221ZM221 22H220V24H224V23H225V22H222V23H221ZM246 22H247V21H246ZM256 22H258V21H256ZM256 22H255V26L257 25ZM261 22H262V21H261ZM261 22H259V24H260ZM9 23H10V24H9ZM16 23H19V22H16ZM53 23H54V24H53ZM67 23H68L69 25H67ZM92 23H93V22H92ZM92 23H91V24H92ZM153 23H154V24H153ZM179 23H180V22H179ZM182 23H183V22H182ZM182 23L179 25V26H180L179 28H182V26H181ZM262 23H263V22H262ZM0 24H2V22H0ZM4 24L0 25V30H2V32H0V33H1V37H4L5 39L8 40V38H10V36H9V35H6V33H9V34L11 35V32H10L11 29H10L9 32H7V31L9 30V29H8L9 26L7 27V25H4ZM23 24H22V26H24ZM44 24H45V25H44ZM48 24H49L48 27H49V28L51 27V29H49V28L46 27V25H48ZM75 24H76V23H75ZM81 24H82V23H81ZM81 24H80V25H81ZM101 24L103 25V22H102ZM101 24H98V25H101ZM107 24H108V23H107ZM121 24H122V25H121ZM129 24L133 26V27H132L133 30L130 28L131 26H129ZM162 24H163V25H162ZM174 24H175V23H174ZM251 24H250V25H251ZM259 24H258V25H259ZM72 25H73V24H72ZM82 25H83V24H82ZM82 25H81V26H82ZM84 25H86V24H84ZM84 25H83V26H84ZM88 25H89V23H88ZM95 25H96V24H95ZM98 25H97V26H98ZM104 25H105L104 27L107 26L106 24H104ZM110 25H111V24H110ZM110 25H109V26H110ZM113 25H112V26H113ZM126 25H128V26H127L128 30H127V28H126ZM153 25H154V26H153ZM183 25H185V24L183 23ZM187 25H188V24H187ZM3 26H4L6 29H8V30L5 31V29L2 28ZM38 26L41 27V28H42V27H45V28H43V29H45V31H46V28H47V31L45 32V31L42 29L41 33L37 32L38 29H39L38 31H40V28L37 29ZM66 26H65V29H67V28H72V29H70V30L73 31V32H74L75 30H77V29H75V26H74V25H73V27H72V26H71V27H66ZM77 26H79V24H76V27H77ZM81 26H79L78 29H79ZM92 26H93V25H92ZM122 26H124V27H122ZM136 26H137V27H136ZM149 26H151L150 29H149ZM156 26H157V27H156ZM164 26H165V28H167V27L169 26L170 29L167 28V30H166V29L164 28ZM188 26L190 27V25H188ZM253 26H254V25H253ZM255 26H254V28H255ZM260 26L262 27L261 24H260ZM260 26H259V27H260ZM18 27H19V28H18ZM56 27H57V30H56V31L53 30L54 33H51L52 30L49 31V33H50L49 35H50V36H48V35H47V36H46V35L44 36V37L47 38L46 40H44V42H46V44H45V43H42V42H41V44H40V45H42V48H41V49L39 48L38 51H40L41 53H39L38 58H37L39 61L41 60V61H40V67H39L40 71H41V69H42V67H41L42 65H43V69H45L48 65H50V63H53V62H55L56 60H59L60 57L62 56V54H76V55L81 54V56L84 55V53H83L84 50H82L83 48L81 47L80 44H82L83 42H84L83 44H85V42L87 41V40H86V41L84 40L85 37H81L82 35H81V36H77V35H74V34H69V33L67 34V32L70 31V30L67 29L68 31L66 32L65 29H64V27H62L61 29H60V27L58 28V26H56ZM56 27H55V28H56ZM84 27H85V26H84ZM84 27L82 28L83 30H82V29H79L80 31L77 30V31L79 32V33H78V32H77V33H78V34H81V33H84V32H85V33L92 32V35H93L95 31H96L97 33H98V31H99V32H100V31L102 32V29H99L98 27L93 28V27H88V26L86 27V31L88 30V31L86 32V31L84 30ZM104 27H103V28H104ZM176 27H178V26L176 25ZM20 28H21V30H20ZM92 28L95 29V30H93L94 32L91 30ZM96 28H97L98 31L96 30ZM101 28H102V26H101ZM107 28H108V27H107ZM110 28H112V27L110 26ZM113 28H112V29H113ZM122 28H123L124 30H123ZM151 28H152V29H151ZM155 28H157V29H155ZM183 28H184V27H183ZM251 28H252V26H251ZM48 29H49V30H48ZM62 29H63V30H62ZM73 29H74V30H73ZM89 29H90V31H89ZM108 29H109V28H108ZM118 29H119V31H118ZM135 29H137V30L135 31ZM142 29H143V34H141V33H142ZM148 29H149V34L147 33ZM191 29H192V28H191ZM258 29H259V28H258ZM14 30H13V31H14ZM58 30H59V31H58ZM105 30H106V32L108 33V30H107V29H105ZM121 30H122V31H126V30H127L128 32L126 31V34H125V32H122ZM150 30H151V32H150ZM155 30H156V31H155ZM165 30H166L167 32H166ZM170 30H171V31H170ZM182 30H183V29H182ZM184 30H185V29H184ZM186 30H187V29H186ZM186 30H185V31H186ZM193 30L195 31V29H192V30L190 31L191 34H192V32H193V36H192L193 38H192V39H194V37H197V36H195V33H196V32L194 33ZM249 30L251 31L252 29H249ZM261 30H262V28H261ZM4 31H5V32H4ZM43 31H44V33L42 34ZM64 31H65V32H64ZM71 31H70V33H71ZM110 31H112V32H110ZM110 31H109V34H108L109 37H111V36L113 35V37L115 36V37H114L115 40H116V39H119V38L122 37V36H121V37L117 38L116 35L113 34V30H110ZM163 31H165V32H164L165 34L162 33ZM168 31H170V34L166 35V33H169ZM174 31H175V32H174ZM187 31H188V33H190V32H189V28H188ZM36 32H37V33H36ZM80 32H81V33H80ZM104 32H105V31H104ZM129 32H130V33H129ZM145 32H146V33H145ZM153 32H154V34H153ZM172 32H173V33H172ZM258 32H259V31H258ZM75 33H76V31H75ZM171 33H172L173 35H174V33H175V36H172ZM188 33L186 32V34H185V33H184V34H185V35H191V34H188ZM3 34H4V35H3ZM12 34H14V33H12ZM40 34H41V35H40ZM46 34H48V32H47ZM90 34H91V33L88 34V37L91 36ZM101 34H103V33H101ZM110 34H111V35H110ZM129 34H130V35H129ZM150 34H151V37H150V36H149V37L152 38L154 41L151 39V40H152V41H151L152 43H146V44H145V42H149V41H150V38L147 37V36L150 35ZM161 34H162V35H161ZM182 34H183V32H179V33H178V35H180V36H181ZM196 34H197V33H196ZM248 34H250V32H249ZM95 35H96V34H95ZM98 35H99V33H98ZM98 35H97V36H98ZM103 35H104V34H103ZM108 35H106L107 38H109ZM142 35H143V36H142ZM163 35H164V36L166 35V36L164 37ZM169 35H170V36H169ZM250 35H251V34H250ZM43 36H42V37H43ZM85 36H86V34H85ZM99 36H100V35H99ZM101 36H102V35H101ZM126 36H125V38H126ZM145 36H146V37H145ZM153 36H154V37H153ZM162 36H163V37H162ZM180 36H177V37H180ZM91 37H92V36H91ZM113 37H111V38L113 39ZM123 37H124V36H123ZM123 37H122V38H123ZM143 37L146 38V41L144 40ZM157 37H159V38H157ZM161 37H162V38H161ZM168 37H169V38H168ZM170 37H171V40H170ZM185 37H186V36H185ZM52 38L55 39V40H53ZM95 38H96V37H95ZM95 38H94V41H96ZM100 38H101V37H100ZM102 38H103V37H102ZM122 38H121V39H122ZM125 38H124V41H125ZM130 38H129V39L127 38L126 40H131ZM136 38H137V36H136L134 39L137 40ZM163 38H165V39H167V40H165V39H163ZM183 38H184V37H183ZM187 38H188V37H187ZM190 38H191V37H190ZM39 39H40V40H39ZM50 39H52V41H50ZM82 39H83V42L81 41ZM134 39L132 40L133 42H134ZM142 39H141L140 41H136L137 43L134 42V43L132 44L131 47L128 45V44H129V41H128V44H127V42H126V46L128 45V47H130V48H129V50H130L133 46H135V44H138V43L141 44ZM161 39H162V40H161ZM176 39H177V38H176ZM178 39H179V38H178ZM9 40L13 41L12 39H9ZM24 40H25V41H24ZM89 40H90V38L88 39V41H89ZM91 40H93V39L91 38ZM163 40H165L166 42L164 43ZM179 40L181 41V39H179ZM179 40H178V42H179ZM182 40H183V39H182ZM184 40H185V39H184ZM186 40H187V39H186ZM186 40H185V43H184L183 41H181V42L178 43L179 45H177V44H176V45L179 46V48H180V45H181V47L186 45V47H188V48H189L190 46H193L194 49H195V47H197V46L199 45V44H198L199 42L197 43V41H195V44L197 43L196 45H194V44L191 45V44L189 43L190 46H188V43L186 44ZM196 40H197V39H196ZM198 40L200 41V38H199ZM204 40H205V39H204ZM15 41H17V40H15ZM49 41H50V42L55 41V42H57V44H55V46H54V45H53L54 42H53V44H52V43H50ZM88 41H87L86 44H88ZM101 41H103V40H101ZM105 41H106V40H105ZM118 41H121V40L119 39ZM162 41H163V42H162ZM190 41H193V40H190V39H189L188 42H190ZM22 42H21V43H22ZM89 42L94 43L93 41H89ZM130 42H131V41H130ZM182 42H183V43H182ZM23 43H22V44H23ZM49 43L51 44V47L53 46V47H52L53 49L50 48V47L46 49V47H48V46L50 45ZM97 43H98V42H97ZM171 43H173V42L171 41L169 44H171ZM174 43H177V41L175 40ZM174 43H173V44H174ZM180 43H181V44H180ZM193 43H194V41H193ZM200 43H201V42H200ZM35 44H36V45H35ZM47 44H49V45L47 46ZM83 44H82V45H83ZM89 44H90V43H89ZM94 44H95V43H94ZM100 44H101V43H100ZM119 44H120V42H119ZM122 44H124V43L122 42ZM201 44L203 45V42H202ZM201 44H200V45H201ZM33 45H34V46H33ZM45 45H46V46H45ZM91 45H92V44H90V46H91ZM103 45H104V44H103ZM107 45H108V44H107ZM165 45H164V47H163L162 45H161V46H162L163 48H167V47H165ZM167 45H168V44H167ZM176 45H175V47H174V46H171V45H169L170 47L168 46V49H166V50L171 49V50H169V51H173V53H172V52H171V53H170V52H167V51L165 50V52L167 53V55H168V53L174 55L175 52L179 54V52H178L179 49L177 50V49H173V48H172V47L176 48ZM25 46H26V45H25ZM111 46H112V45H111ZM124 46H125V44H124ZM138 46H139V44H138ZM144 46H143V47H144ZM26 47H27V46H26ZM32 47H31V48H32ZM34 47H36V48H34ZM83 47H85V46L83 45ZM86 47H87V49L90 48V47H88V46H86ZM86 47H85V48H86ZM93 47H94V46H93ZM95 47H96V46H95ZM148 47H149V45H148ZM153 47H154V46H153ZM153 47H151V48L154 49ZM193 47H192V48H193ZM198 47H199V46H198ZM202 47H203V46H202ZM202 47H201V48H202ZM27 48H28V47H27ZM98 48H99V47H98ZM98 48H97V49H98ZM138 48H139V47H138ZM138 48H136V49H137V51H138V55H139V53L142 52V51H140L141 48H140V50H138ZM149 48H150V47H149ZM33 49H32V50L29 49V51L31 52V51H33ZM91 49H93V48L91 47ZM100 49H102V48H100ZM100 49H99V50H100ZM133 49H134V48H133ZM142 49H143V50H147L148 48H147V49L142 48ZM152 49H150L151 51L149 50L150 53H151L152 51H154V50L157 51L158 49H160V47H159L157 50H156V48H155L154 50H152ZM161 49H162V48H161ZM184 49H185V47H184ZM184 49H183V50H184ZM93 50H95V49H93ZM99 50H98V51H99ZM162 50H164V49H162ZM201 50L204 51L203 48H202ZM80 51H83V52H80ZM100 51H101V50H100ZM102 51H103V50H102ZM115 51H116V50H115ZM115 51H114V52H115ZM130 51H131V50H130ZM133 51H134V50H133ZM139 51H140V52H139ZM159 51H161V50H159ZM174 51H175V52H174ZM190 51H191V50H190ZM197 51L201 52V51H200V47H199V50H197ZM197 51H196V52H197ZM43 52H45V53L47 52V53H46V54H45V53L43 54ZM88 52H89V51H88ZM90 52L92 53V51H90ZM93 52H94V51H93ZM105 52H106V50H105ZM143 52H144V51H143ZM157 52H158V51H157ZM165 52L162 51V53H161V52H160V53L163 55V53L166 54ZM82 53H83V54H82ZM85 53H86V52H85ZM94 53H97V52H94ZM115 53H116V52H115ZM136 53H137V52H136ZM150 53H149V54H150ZM154 53H155V52H154ZM203 53H204V52H203ZM87 54H88V53H87ZM87 54H86V55H87ZM99 54H100V53H99ZM101 54H102V53H101ZM101 54H100V56H98V58L101 57ZM112 54H114V53L112 52ZM117 54H118V51H117ZM121 54H123V52H122ZM128 54H129V52H128ZM146 54H147V52H146ZM178 54H175V55H178ZM182 54H183V53L181 52V53H180V57L182 56ZM191 54H192V53H191ZM210 54H211V53H210ZM210 54H209V55H210ZM243 54H244V53H243ZM43 55H45V56H43ZM88 55H90V54H88ZM94 55H95V54H94ZM96 55H98V53H97ZM96 55H95V56H96ZM103 55H104V53H103ZM106 55L108 56V54H106ZM106 55H104V56H102V57H105ZM129 55H130V57H131L132 54H129ZM134 55H136V54H133V57H135V59H136L137 56H134ZM143 55H145V54H143ZM147 55H148V54H147ZM162 55H161V56H162ZM175 55H174V57H175ZM183 55H184V54H183ZM185 55H186V54H185ZM204 55H205V54H204ZM42 56H43V57H42ZM81 56H79V58H80ZM92 56H93V55H92ZM95 56H93V57L95 58ZM112 56H113V55H112ZM112 56H109V57H108V58H111V59H106L107 57H105V58H103V59L100 58V60H98V58H95V60H93V61H95V62H93V63H92V61H91V60H92V57L88 56V57L91 58V60H90V58H89V60H88V59H85V61L87 60L86 63H87V64L90 63V64H89V65H85V66H87V67L90 66V67H91V68L89 67L90 70H91V69L93 70V69H94L93 67H96V70L99 72L98 68L100 67V69H101V66H100V65L102 64V63H101V64H99V63L102 62V60L105 61V59H106L105 63H104V62H103V63L107 66L106 62L110 63V62H111L110 60H112V63H111V64H114V66H112V68L114 67V70H115L116 63L113 62L114 59H113ZM115 56L118 58V59H115L116 61H118L119 58H120L121 56L123 57V55L119 56V55H116V54H115V55H114V58H116ZM139 56H140V59H141V57H142V59H143V56H142V55H139ZM145 56H146V55H145ZM199 56H200V55H199ZM217 56H218V55H215V61H216V57H217ZM76 57H77V56H76ZM88 57H87V58H88ZM130 57H129V58H130ZM154 57H155V56H154ZM157 57H158V55L156 56V58H157ZM159 57H160V55H159ZM164 57H165V56H164ZM171 57H173V56H171ZM171 57H170V58H171ZM177 57L180 58L179 56H177ZM185 57H186V56H185ZM185 57H184V58H185ZM196 57H197V56H196ZM40 58H41V59H40ZM79 58H78V59H79ZM123 58H125V56H124ZM123 58H120V60L122 59V62H123ZM150 58H151V56H150ZM156 58H155V59H156ZM162 58H163V57H162ZM165 58H167V57H165ZM193 58H194V57H193ZM199 58H200V57H199ZM205 58H207V57H205ZM210 58H211V57H210ZM210 58H209V59H210ZM96 59H97V61H96ZM132 59H133V58H132ZM135 59H134V60H135ZM142 59H141V60H142ZM144 59H145V58H144ZM155 59H154V60H155ZM158 59H161V57L158 58ZM158 59H157V60H158ZM180 59H182V58H180ZM201 59H203L202 56H201ZM207 59H208V58H207ZM211 59H212V58H211ZM226 59H227V58H226ZM38 60H36V62H37ZM107 60H108V61H107ZM138 60H139V59H138ZM141 60L138 61V62L141 63ZM147 60L150 61V59H147ZM213 60H214V59H213ZM217 60H219V59H217ZM39 61H38V63H39ZM90 61H91V62H90ZM98 61H100V62L98 63L99 66H98V68H97V66H93V65H95V64L97 65V62H98ZM128 61H130V59H129ZM136 61H137V60H136ZM136 61H135V63H134L135 66H136V65H139V63L136 64ZM142 61H144V60H142ZM219 61H220V60H219ZM219 61H218V62H219ZM224 61H225V60H224ZM226 61H227V60H226ZM226 61H225V62H226ZM41 62H42V63H41ZM124 62H125V61H124ZM147 62H148V61H147ZM147 62H146V60H145V62H143V65H144V63H146V67H147L148 64H149V62H148V63H147ZM211 62H212V60H211ZM213 62H214V61H213ZM126 63H127V61H126L125 63H122V64H126ZM132 63H133V61H132ZM157 63H158V62H157ZM219 63H220V62H219ZM219 63H217V64H219ZM221 63H223V62H222V59H221ZM221 63H220V64H221ZM41 64H42V65H41ZM92 64H93V65H92ZM111 64H109V65H111ZM119 64H121V63H119ZM129 64H130V63H129ZM129 64H128V65H129ZM227 64H228V63H227ZM37 65H38V64H37ZM44 65H45V66H44ZM140 65H141V64H140ZM151 65H152V63L150 64V66H151ZM154 65H155V64H154ZM233 65H234V64H233ZM81 66H82V65H81ZM102 66H103V64H102ZM121 66L123 67V65H121ZM131 66H133V65H131ZM131 66L129 65V66H127V67H131ZM152 66H153V65H152ZM152 66H151V67H152ZM177 66H178V65H177ZM225 66H226V64H225ZM87 67H85V68H87ZM118 67H120V66H118ZM133 67H134V66H133ZM136 67H137V66H136ZM136 67H135V68H136ZM143 67H144V66H143ZM221 67H222V66H221ZM230 67H232V66H229V68H230ZM85 68H84V71H83L81 68H78V69H79V70L81 69L82 72H83L84 74H87V73L93 74V72H95V73H94V78H95L94 80H95V82H96V79H97V78H96L97 71H92V70L90 71L88 68H87V69H85ZM102 68H103V67H102ZM105 68H106V67H105ZM105 68H104V69H101V70H104L103 72L100 70V72L103 73V75H104V73H105V71H106L107 69H111V68H107V69L105 70ZM123 68H124V67H123ZM123 68H122V70H123ZM140 68H142V67H140ZM144 68H145V67H144ZM171 68H172V67H171ZM212 68H213V67H212ZM217 68H218V67H217ZM39 69H38V71H39ZM124 69H126V68H124ZM131 69H132V68H131ZM145 69H146V68H145ZM148 69H149V68H148ZM177 69H178V68H177ZM47 70H48V71H47ZM85 70H86V71L88 70L89 72L87 71V73H85ZM118 70H119V69H118ZM126 70H127V69H126ZM128 70H129V69H128ZM133 70H134V69H133ZM178 70H179V69H178ZM202 70H203V69H202ZM208 70H209V69H208ZM222 70H223V68H222ZM229 70H230V69H229ZM45 71H46V73H45ZM50 71H51V70H49V69H47V68H46V70L41 71L42 74H40L38 77H39V79H40V77L42 78V79H40L41 84L43 85V86H42V85L40 84V86L42 87V89H41V87H40L39 89L36 88V91H35V89H34L35 93H37V94L39 95V97H40V93H41V96H42V92H44V93H45V94H43V95H44V99H45V97H49V95H48L49 93L47 94L46 91H44V89L46 88L47 90H49V88L54 87V83H55V82H54V77H52L53 74H51L52 71H51V72H50ZM108 71H109V70H108ZM111 71L113 72V70H110V72H111ZM47 72H48V73H47ZM49 72H50V73H49ZM91 72H92V73H91ZM100 72H99V74H100ZM112 72H111V73H112ZM121 72H122V71H121ZM127 72H128V71H126V73H127ZM194 72H196V70H195ZM217 72H218V71H217ZM43 73H44V74H43ZM53 73H54V72H53ZM75 73H76V72H74V76H75ZM78 73H80V72H78ZM111 73H110V75H111ZM114 73H115V72H114ZM123 73H124V71H123ZM198 73H199V72L197 71V74H198ZM218 73H219V72H218ZM84 74H81L82 76L80 75V78H81V79H82V77H83ZM41 75H42V76H41ZM50 75H51V76H50ZM54 75H55V74H54ZM66 75H67V74H66ZM103 75H102V77H103ZM105 75H106V79H107V77H108V76H107V71H106ZM108 75H109V74H108ZM113 75H114V74H113ZM121 75H123V74H121ZM206 75H209L208 72H207ZM46 76H47V77H46ZM61 76H62V75H60L59 77L61 78ZM64 76H65V74H64ZM87 76L92 77V75H89V74L86 75V77H87ZM99 76H101V74H100ZM111 76H112V75H111ZM196 76H197V75H196ZM199 76H200V75H199ZM199 76H198V77H199ZM202 76H203V75H202ZM209 76H210V75H209ZM217 76H218V75H217ZM224 76H225V75H224ZM227 76H228V75H227ZM227 76H226V77H227ZM50 77L53 78V79H51ZM59 77H58V79H59ZM75 77H77V76H75ZM97 77H98V75H97ZM102 77H100L101 79L98 77L97 80H98V81H101V80H102ZM176 77L178 78V80H179V79L181 80V77H178V76H176ZM200 77H201V76H200ZM204 77H205V75H204ZM206 77H207V76H206ZM214 77H215V76H214ZM214 77L212 76V79L215 80L216 82L220 80V78H219L220 76H219V77H216V78H214ZM62 78H64V77L62 76ZM62 78H61V79H62ZM104 78H105V77H104ZM115 78H117V77H115ZM201 78H203V77H201ZM207 78L210 79L211 77H207ZM217 78H218V79H217ZM221 78H222V77H221ZM228 78H229V77H228ZM61 79H59V80H61ZM68 79H69V77H66V78H65V80H68ZM71 79L74 80V79H77V78H73V77H72V78H70V80H71ZM88 79H89V77H88ZM92 79H93V78H92ZM106 79H105V81H106ZM111 79L113 80L114 77L112 76ZM191 79H192V78H191ZM204 79H205V78H204ZM216 79H217V80H216ZM43 80H44V82H42ZM50 80H52L53 82L50 81ZM56 80H57V79H56ZM63 80H64V79H63ZM90 80H91V79H90ZM205 80H207V79H205ZM210 80H211V79H210ZM213 80H211V81L207 80V81H208V82L215 83V84L219 83V82L216 83L215 81L213 82ZM232 80H233V79H232ZM74 81H75V80H74ZM92 81H93V80H92ZM92 81H91V82H92ZM102 81H103V80H102ZM109 81H110V80H109ZM181 81H182V80H181ZM187 81H188V80H187ZM198 81H199L198 79H197L196 81L193 79V80H191V81H188V83L190 82L189 84H191V85L194 83V84L196 85V88H198V89L201 88V89H200L201 92H202L203 89H204L205 91H208L209 89H211V90H209V91H212V93L215 92V94H216L215 97L218 96V98H220V99H222V100H224V99H225V100H236V101H238V102H240V103H242V104L252 105V104H251L249 101H247V100L240 99V98H238V97H236V96H234V95H231V94H226V93H228V92H225L226 90L223 91V90L220 89L221 92H220V90H219V93H220V94H219L218 91H217L218 89H216V90L214 91V88L212 89L211 87L206 86V84H204V83H202V85H203V86H202L201 83H200V81H199V82H198ZM220 81H221V82H220L221 87H223L224 85H226L227 88H228V87H229V88L231 87V88H234V89L236 88L235 90L241 91V92H243V93L246 94V95L249 94V96H250V94H251V95L258 94L257 92L255 93V91H254V90H256V89H253V90H252L255 94H254L252 91H249V89L246 90L245 87H243V84H242V85H239V86H238V84L233 85L234 82H233V81H230V78H229V80L227 79V82H226V83H223L222 80H220ZM224 81H226V80H224ZM234 81H235V80H234ZM63 82H64V81H63ZM72 82H73V81H72ZM93 82H94V81H93ZM95 82H94V83H95ZM185 82H186V81H185ZM191 82H193V83H191ZM49 83H50V84H49ZM52 83H53V84H52ZM58 83L61 84L60 87L62 86V84H63L64 86L67 85L66 83H65V84H64V83H61V81H58ZM110 83H111V82H110ZM186 83H187V82H186ZM196 83H197V84H196ZM47 84H48V85H47ZM108 84H109V83H108ZM194 84H193V86H195ZM198 84H199V85H198ZM44 85H46V87H44ZM49 85H50L51 87H50ZM55 85H56V83H55ZM94 85H97V84L95 83ZM98 85H100V84H98ZM104 85H106V84H104ZM197 85H198V86H197ZM217 85L219 86V84H217ZM48 86H49V87H48ZM64 86H63V87H64ZM75 86H76V85H75ZM199 86H200V88H199ZM47 87H48V88H47ZM58 87H59V86H58ZM69 87H70V86H69ZM77 87H78V86H76V88H77ZM219 87H220V86H219ZM54 88H55V87H54ZM54 88H52V89H54ZM72 88H74V87H72ZM223 88H224V87H223ZM225 88H226V87H225ZM46 89H45V90H46ZM60 89H61V88H60ZM60 89H59V91H60ZM70 89H71V87H70ZM198 89H196V91H195V92H197V94H198V91H199ZM37 90H38V91H37ZM54 90H55V89H54ZM54 90H51V91H52V92H51L52 94H54V93L57 91V90H55V92L53 93ZM61 90L63 91L64 88L61 89ZM68 90H69V88H68ZM73 90H75V89L70 90V92H71L72 94H76V93L78 92L77 90H75V91H73ZM204 90H203V91H204ZM250 90H251V89H250ZM39 91H40V93H38ZM59 91H58V92H59ZM154 91H155V90H154ZM209 91H208V92H209ZM216 91H217V92H216ZM222 91L225 92V93H222ZM32 92H33V91H32ZM155 92H156V91H155ZM157 92H158V91H157ZM201 92H199V94H200ZM33 93H34V92H33ZM71 93H70L69 95H71ZM148 93H149V95H150L151 91L148 92ZM153 93H154V92H153ZM153 93H152V94H153ZM159 93H160V92H159ZM203 93H204V92H203ZM209 93H210V92H209ZM221 93H222V95H221ZM30 94H31V95H30ZM56 94H57V93H56ZM65 94H66V93H65ZM155 94H156V93H154V95H155ZM206 94L208 95V93H206ZM217 94H218V95H217ZM223 94H224V95H223ZM33 95H34V94H33ZM33 95H32V93H29V95H28V96H30V101H29V102L32 101V104H33V100H31V96H33ZM45 95H47V96H45ZM50 95H51V94H50ZM58 95H62V94L59 93ZM58 95H57V96H58ZM156 95H157V94H156ZM160 95H163V93H161ZM200 95H201V94H200ZM210 95H214V93H213V94L210 93ZM219 95H221V96H219ZM28 96H27V98H28ZM53 96H54V95H53ZM66 96H67V95H66ZM71 96H72V95H71ZM76 96H77V95H76ZM145 96H146V95H145ZM150 96H151V95H150ZM255 96H256V95H255ZM50 97H51V96H50ZM58 97H59V96H58ZM42 98H43V96H42ZM42 98L40 97V100H41ZM59 98H60V99H59ZM59 98L54 97L53 101H55V102L59 101V102L61 103V101H62L61 96H60ZM72 98H73V97H72ZM76 98H77V100H78V96H77ZM82 98H83V97H82ZM99 98H100V97H99ZM145 98H146V97H145ZM216 98H217V97H216ZM218 98H217V99H218ZM17 99H19V98H17ZM17 99L15 98V101H17ZM23 99H24V98H23ZM44 99H43V100H44ZM46 99H47V98H46ZM50 99H51V98H49V99L47 100V102H48ZM70 99H71V98H70ZM110 99H111V98H109V101H110ZM148 99H149V98H148ZM12 100H13V99H10V100H8V102L11 101V103H12V102H13ZM40 100H39V101H40ZM56 100H57V101H56ZM60 100H61V101H60ZM64 100H65V98H64ZM64 100H63V101H64ZM75 100H76V99H75ZM84 100H85V99H84ZM84 100H82V101H84ZM94 100H95V99H94ZM225 100H224V101H225ZM15 101H14V102H15ZM18 101H19V100H18ZM20 101H21V99H20ZM24 101H25V99H24ZM24 101H21V102H24ZM66 101H67V100H66ZM68 101H69V99H68ZM71 101L73 102L74 100L72 99ZM71 101H70V102H71ZM78 101H79L81 104L78 103V102H75V101H74V102H75L76 104L78 103V104H77V105H78V109H80L79 106L81 105V106L83 107L84 105L82 104L83 102H81L80 100H78ZM111 101H112V99H111ZM111 101H110V103H111ZM144 101H145V99H144ZM27 102H28V99H27ZM43 102H44V101H43ZM49 102H50V101H49ZM84 102H85V101H84ZM98 102H99V101H98ZM148 102H149V101H148ZM148 102H145V103H148ZM151 102H152V101H151ZM16 103L18 104L19 102H15V105H16ZM24 103H25V102H24ZM52 103H53V104L55 105V107H56V111H55V113L57 112L58 116H60L61 112H62V114H63V109L59 106V104H57V105L59 106V107H58L54 102H52ZM93 103H94V101H93ZM93 103H92V105H93ZM95 103H97V100H96ZM149 103H150V102H149ZM26 104H27V103H26ZM26 104H24V105H26ZM41 104H42V103H41ZM50 104H51V103H50ZM63 104H64V103H63ZM65 104H66V103H65ZM70 104H71V103H70ZM70 104H69V105H70ZM72 104H74V103H72ZM87 104H88V103H87ZM102 104H103V103H102ZM130 104H131V102H130ZM150 104H152V103H150ZM150 104H149V105H150ZM0 105H2V104H0ZM6 105H7V103L5 104V107H6ZM11 105H12V104H11ZM27 105H31V104H27ZM27 105H26V106H27ZM34 105H35V107L38 106V104H35V100H34ZM34 105H33V106H34ZM60 105H62V103H61ZM100 105H101V104H100ZM111 105H112V103H111ZM117 105H118V104H117ZM145 105H146V104H145ZM152 105H153V104H152ZM218 105H219V104H218ZM220 105H221V104H220ZM9 106H10V105H7V107H9ZM12 106H13V105H12ZM16 106H17V105H16ZM19 106H20V104H19ZM26 106L24 107V111H25V112L27 111V108L29 107V106H28V107L26 108ZM40 106H42V105H40ZM75 106H76V105H75ZM95 106H98V105L95 104ZM95 106H94V107H95ZM146 106H147L146 108L148 109V105H146ZM223 106H224V105H223ZM5 107H3V109H4ZM13 107H14V106H13ZM22 107H23V106H22ZM64 107H65V106H64ZM84 107H85V106H84ZM91 107H92V106H91ZM98 107H99V106H98ZM102 107H104V106L102 105ZM110 107H111V106L109 105L108 108H110ZM130 107H131V106H130ZM225 107H226V106H225ZM10 108H11V107H10ZM14 108H15V107H14ZM14 108L11 109V110H13L12 114L15 113V112H14V110H15ZM19 108H20V107H19ZM36 108H38V107H36ZM47 108H48V107H47ZM52 108H53V110H54V107H52ZM52 108H51V109H52ZM59 108H61V111H58V110H57V109H59ZM68 108H70V107H68ZM73 108H74V107H73ZM76 108H77V107H76ZM99 108H100V107H99ZM149 108H150V107H149ZM220 108H221V106H220ZM220 108H219L218 111L221 110ZM228 108H229V106H228ZM16 109H17V108H16ZM20 109H21V108H20ZM22 109H23V108H22ZM30 109H31V108H30ZM33 109H34V107H33ZM78 109L74 111V110H72V108H71V110H72L73 112H70V109H67V108H66V110H69V113H67V114H69L70 117H72V118H77V119L79 120V116L81 115L82 110L79 111ZM91 109H95V108H91ZM217 109H218V108H217ZM226 109H227V108H226ZM0 110H2V109H0ZM6 110H7V108H6ZM11 110H10V111H11ZM28 110H29V109H28ZM35 110H36V109H35ZM45 110H47V109L45 108ZM49 110H50V109H49ZM49 110H48V112H50ZM83 110H84V109H83ZM100 110H101V109H100ZM100 110H99V114L102 113V112H103V113H106V109H105V108L101 110L102 112H100ZM110 110H111V109H110ZM132 110H133V109H132ZM145 110H146V109H145ZM145 110H143V111H145ZM2 111H3V110H2ZM7 111H8V110H7ZM7 111H6V112H7ZM19 111H20V110H19ZM64 111H65V110H64ZM85 111H86V110H85ZM90 111H92V110H90ZM93 111H95V110H93ZM114 111H115V109H114ZM114 111H113V112H114ZM128 111H129V110H128ZM128 111H127V110L125 111L126 114L128 113ZM130 111H131V110H130ZM134 111H135V110H134ZM149 111H150V110H149ZM149 111H148V112H149ZM4 112H5V111H4ZM6 112H5V114H6ZM17 112H18V111H17ZM17 112H16V113H17ZM28 112H29V111H28ZM32 112H35V111H34V110H33V111L30 110V113H31V114H32ZM48 112H47V113H48ZM51 112H52V111H51ZM97 112H98V111H97ZM97 112L95 111L96 115H98ZM108 112H109V111H108ZM110 112H111V111H110ZM115 112H116V111H115ZM136 112H137V111H136ZM2 113H3V112H2ZM2 113H0V114H2ZM8 113H11V112H7V117H6V118H8L9 116L12 115V114H8ZM20 113H21V111H20ZM20 113H19V115L16 114L15 116L18 115V118H19V116H21ZM22 113H23V111H22ZM30 113H29V114H30ZM37 113H38V112H37ZM37 113H36V114H37ZM39 113H40V112H39ZM53 113H54V112H53ZM85 113L87 114V112H85ZM5 114H4V115H5ZM23 114L25 115V113H23ZM29 114H27V115L29 116ZM49 114H50V113H49ZM49 114H48V115H49ZM67 114H66V115H67ZM70 114H71V115H70ZM82 114H83V112H82ZM88 114H93V113L90 112V113H88ZM109 114H110V113H109ZM109 114H108V115H109ZM136 114H137V113H135V115H136ZM2 115H3V114H2ZM2 115H0V118H4V116L2 117ZM8 115H9V116H8ZM32 115H34V114H32ZM66 115H65V116H66ZM93 115H94V114H93ZM13 116H14V115H13ZM35 116L37 117V115H35ZM49 116H50V115H49ZM54 116L56 117L57 115H54ZM54 116H53V117H54ZM58 116H57V117H58ZM65 116H61V117H62V119H61L62 121H67V120H68V119H67V120L65 119ZM102 116H103V115H102ZM105 116H106V115H105ZM21 117H23V116H21ZM36 117H35V119H36ZM53 117H52V119H53ZM57 117H56V118H57ZM63 117H64L65 120L63 119ZM95 117H97V116H95ZM99 117H100V115H99ZM107 117H108V116H107ZM12 118H13V117H12ZM16 118H17V117H16ZM18 118H17V119H18ZM32 118H33V116L31 117V119H32ZM38 118H39L38 121L42 120V119H40V117H38ZM49 118H50V117H49ZM56 118H55V119H56ZM59 118H60V117H59ZM59 118L56 119L57 122H54V123H57V125H56L57 127H58V126H61V125L63 124V127H62V126L59 127V130H61L60 128H63V130H64V128H66V126H70L69 124H71L72 121H71L69 124H68L67 122H62V121H59L60 123H58ZM66 118H67V116H66ZM72 118H71V119H72ZM97 118H98V117H97ZM108 118H109V117H108ZM17 119H13V120H16V122H17ZM20 119H21V120H20ZM27 119H28V118H27ZM31 119H30V120H31ZM50 119H51V118H50ZM55 119H53V120H55ZM69 119H70V118H69ZM71 119H70V120H71ZM80 119H81V118H80ZM100 119H101V118H100ZM232 119H233V118H232ZM3 120L5 121V118H4ZM23 120H24V119L19 118V121H23ZM25 120H26V119H25ZM32 120H34V119H32ZM78 120H77V121H78ZM103 120H104V119H103ZM105 120H106V119H105ZM7 121H8V120H7ZM28 121H29V120H28ZM34 121H35V120H34ZM34 121H33L32 123H34ZM42 121H43V120H42ZM48 121H49V120H47V122H46V121H45V122H46V123H49ZM80 121H81V120H80ZM80 121H79V122H80ZM5 122H6V121H5ZM13 122H15V121H13ZM25 122H26V121H25ZM36 122H37V121H36ZM68 122H69V120H68ZM105 122H106V121H105ZM105 122H104V123H105ZM125 122H126V121H125ZM2 123H4V122H2ZM17 123H18V122H17ZM28 123H29V122H28ZM41 123H42V122H41ZM46 123H45V124H46ZM61 123H62V124H61ZM81 123H82L83 128H84V123H85V122H84V123L81 122ZM81 123H80V124H81ZM104 123H101V124H104ZM10 124H11V123H10ZM19 124H20V122H19ZM22 124H23V122H22ZM45 124H44V126H45ZM50 124H51V123H50ZM59 124H60V125H59ZM72 124H73V123H72ZM101 124H100V125H101ZM2 125H3V124H2ZM2 125H0V126H2ZM7 125H8V124L6 123V126H7ZM15 125H16V124H15ZM32 125H33V124H32ZM38 125H39V124H38ZM53 125H54V124H53ZM86 125L89 126V123H86ZM4 126H5V125H3V127H1V128H3V129L5 128V129H6L7 127H6V126L4 127ZM25 126H26V128L28 129L27 124H26ZM29 126H31V125L29 124ZM36 126H37V125H36ZM40 126H41V125H40ZM47 126H48V125H47ZM56 126H55V127H56ZM88 126H85V127L89 129L91 126H90V127H88ZM12 127H13V126H12ZM19 127H20V126H19ZM37 127H38V126H37ZM50 127H51V126H50ZM55 127H52V128L55 129ZM74 127L76 128L75 125H74ZM78 127H79V126H78ZM10 128H11V126H10ZM35 128H36V127H35ZM39 128H40V127H39ZM52 128H50L49 131H50ZM13 129H14V128L9 129V131H10V130H13ZM19 129H20V128H19ZM33 129H34V127H33ZM41 129H42V128H41ZM67 129H68V128H67ZM90 129H91V128H90ZM17 130H18V129H16V133H17V134H15V136L12 135V136L15 137V139L12 140L13 142H12L11 139H10V141L12 142L11 147L13 146V147H12V150L14 149L13 151L16 152L15 149H19V150L21 151V152L19 151V152L21 153V155H20L18 152H17V154L20 155V156H22V155H23L22 153L25 152V151L28 152V153L30 152V153L32 154V150L29 151V149H28V147H27L28 145H26V144H27V143H26V142H27V141H26V140H27L26 138H31V139H32L33 136H35V134H34V135H31L29 132H28V133H29V134H28V133L25 132L23 129H22V131H24L23 133H20L19 131L17 132ZM25 130H26V129H25ZM68 130H69V129H68ZM86 130H87V129H86ZM86 130H85V132H86ZM4 131H5V130H4ZM9 131H8V132H9ZM20 131H21V130H20ZM22 131H21V132H22ZM40 131H41V130H40ZM54 131H55V130H54ZM69 131H71V130H69ZM13 132H14V130H13ZM42 132H44V131L42 130ZM52 132H53V131H52ZM52 132L50 133V135H53ZM57 132H58V131H57ZM74 132H75V131H74ZM74 132H73V133H74ZM88 132H89V131H88ZM6 133H7V131H6ZM9 133H10V132H9ZM14 133H15V132H14ZM46 133H47V130H46ZM48 133H49V132H48ZM261 133H264V131H262ZM32 134H33V133H32ZM236 134H237V133H236ZM239 134H240V133H238V135H239ZM6 135H8V134H6ZM6 135H5V134L3 135V136L5 137V138H2L3 140H4V139L6 140V139L8 138V137H6ZM48 135H49V134H48ZM86 135H87V134H86ZM228 135H229V134H228ZM12 136H11V137H12ZM55 136H57V138H58V136H60V132H59V135H55ZM63 136L65 137L66 135H62V137H63ZM230 136H232V135H230ZM263 136H264V135H263ZM14 137H13V138H14ZM37 137H38V136H37ZM40 137H42V136H40ZM43 137H45V136H43ZM46 137H48V136H46ZM46 137H45V138H46ZM52 137H54V136H52ZM60 137H61V136H60ZM64 137H63V138H58V139H61V141H62V139H64ZM74 137H75V135H74L71 139H74ZM227 137H228V136H227ZM259 137H260V136H259ZM35 138H36V136H35ZM54 138H56V137H54ZM57 138H56V139H57ZM66 138H67V137H66ZM66 138H65V139H66ZM262 138H263V137H262ZM2 139H0V140H2ZM8 139H9V138H8ZM8 139H7V140H8ZM49 139H50V137H49ZM65 139H64V140H65ZM75 139H76V138H75ZM253 139H255V138L253 137ZM256 139H257V138H256ZM29 140H30V139H29ZM33 140H34V139H33ZM36 140H37V139H36ZM39 140H40V139H39ZM42 140H44V139H42ZM46 140H47V139H46ZM8 141H9V140H8ZM8 141H7V142H8ZM30 141H31V140H30ZM53 141H55V143L58 142V141H56V140H53ZM11 142H10V143H11ZM22 142L24 143V145H26V146L24 147V150H23V151H22L23 146H20V147H22V149L18 148V146H19L20 143H22ZM35 142H36V141H35ZM69 142H70V141H69ZM23 143H22V144H23ZM38 143H39V141H38L36 144H38ZM40 143H41V142H40ZM64 143H65V142H64ZM70 143H71V142H70ZM4 144H5V143H4ZM28 144L32 145L31 142H30V143L28 142ZM36 144H35V145H36ZM45 144H46V143H45ZM59 144H60V143L58 142V145H59ZM62 144H63V142H62ZM5 145H6V144H5ZM8 145H9V144H8ZM8 145H7V148H5L6 146L3 147V148H4L5 150L8 149ZM30 145H29V148L31 147ZM35 145H34V147H35ZM38 145H39V144H38ZM43 145H44V144H43ZM58 145L55 144L54 147H56V146H58ZM67 145H68V144H67ZM2 146H4V145H2ZM2 146H0V148H2ZM46 146H47V147L44 146L45 148L40 147V148H41V150H40V151H41V152H40L41 155H40V157H38V158L36 157L37 160H40V161H41L42 158H45V154H47V153H48L47 156H49V152H50L51 149H53V147H52V145H50V144H48V145H46ZM65 146H66V144H65ZM65 146L63 145L62 147H65ZM68 146H69V145H68ZM11 147L9 148L10 150H11ZM26 147H27V148H26ZM66 147H67V146H66ZM66 147H65V148H66ZM71 147H72V146H70V148H71ZM74 147H75V146H74ZM3 148H2V149H3ZM25 148H26V150H25ZM70 148H69V149H70ZM75 148H76V147H75ZM80 148H81V146H80ZM27 149H28V151H27ZM31 149H32V148H31ZM35 149L38 150V147L36 146ZM54 149H55V148H54ZM81 149H82V148H81ZM12 150H11V151H12ZM56 150H57V149H56ZM56 150H53V152L56 153V152H55ZM61 150H62V149H61ZM61 150H60V151H61ZM65 150L67 151L68 149L66 148ZM77 150H78V147H77ZM0 151H2V150H0ZM13 151H12V152H13ZM17 151H18V150H17ZM34 151H35V150H34ZM58 151H59V149H58ZM75 151H76V149H75ZM83 151H84V150H83ZM5 152H8V151H5ZM38 152H39V150H38ZM38 152H37V154H38ZM68 152H71V151L69 150ZM88 152H89V151H88ZM0 153H2V152H0ZM35 153H36V152H35ZM35 153H33V154L35 155ZM60 153H61V152H60ZM60 153H59V154H60ZM71 153H73V150H72ZM76 153H77V152H76ZM86 153H87V152H86ZM254 153H255V152H254ZM2 154H3V153H2ZM6 154H7V153H6ZM6 154H5V156H6ZM10 154H11V153H10ZM10 154H8V155H10ZM14 154H15V153H14ZM14 154H11V155H14ZM33 154H32L31 156H34ZM52 154H53V153H52ZM69 154H70V153H69ZM73 154H74V153H73ZM73 154H72V156H74ZM77 154H79V153H77ZM82 154H84V153H82ZM89 154H90V152H89ZM89 154H87V156H88ZM255 154H256V155H257V154L259 155L258 151H257V153H255ZM8 155H7V156H8ZM24 155H26V154H24ZM56 155H57V153H56ZM65 155H66V156H70L71 154H70V155L65 154ZM5 156H4V157L2 156V157L5 159V158L7 157V156H6V157H5ZM20 156H19V157H20ZM27 156H29V155H27ZM37 156H38V155H37ZM58 156H59V155H58ZM63 156H64V155H63ZM8 157H9V156H8ZM22 157H23V156H22ZM24 157L27 158L26 156H24ZM60 157H61V156H60ZM60 157H58V158H60ZM64 157H65V156H64ZM81 157H82V155H81ZM256 157H257V156H256ZM12 158H18V156H17V155H14V157H12ZM30 158H31V157H30ZM30 158H27V159H29L28 161H30ZM47 158H49V157H47ZM47 158H46V160H47ZM61 158H63V157H61ZM68 158H69V157H67V159H68ZM75 158H76V157H75ZM78 158H79V157H78ZM86 158H87V157H86ZM257 158H258V157H257ZM0 159H2V158H0ZM20 159H21V158H20ZM27 159H26V162H27ZM31 159H34V158L32 157ZM80 159H83V158H80ZM88 159H89V157H88ZM5 160H8V162L6 161L7 164H9V163L11 164V161H12V160L10 161V158H8V159L6 158ZM16 160H17V159H16ZM16 160H13V161H14L13 164L15 163ZM18 160H19V159H18ZM51 160H52V159H50V161H49V159L47 160V161H48V165H50V164L53 165L52 162H51ZM64 160H65V158H64ZM83 160H84V159H83ZM0 161L3 162V159L0 160ZM9 161H10V162H9ZM22 161H23V160L21 159V162H22ZM33 161H34V160H33ZM47 161H46V162H47ZM84 161H86V160H84ZM87 161H88V160H87ZM26 162H25V163H26ZM35 162H36V160L34 161V163H35ZM49 162H51V163L49 164ZM53 162H57V160H56V161L53 160ZM31 163H32V161L30 162V164H31ZM34 163H33V164H34ZM82 163H83V162H82ZM82 163H81V164H82ZM85 163H86V162H85ZM92 163H94V162H91V163H89V164H91V166H92ZM13 164H11V166H12V168H15V167L13 166ZM38 164H39V163H38ZM89 164H88V162H87L86 165H89ZM21 165H22V164H21ZM24 165H26V164H24ZM24 165H22V166H24ZM35 165H36V163H35ZM51 165H50V166H51ZM58 165H59V167H58L59 170H61V169H60V164H57V166H58ZM84 165H85V164H84ZM93 165H95V163H94ZM96 165H97V164H96ZM50 166H49V169H51L54 165H53L52 167H50ZM81 166H82V165H81ZM91 166H89V167H91ZM97 166H99V165H97ZM97 166H96V167H97ZM17 167H18V166H16V168H17ZM20 167H21V166H20ZM30 167H31V166H30ZM55 167H56V164H55ZM55 167H53V168H55ZM99 167H100V166H99ZM106 167H107V166H106ZM18 168H19V167H18ZM22 168H23V167H22ZM36 168L39 169V168H38V165H37ZM36 168H35V169H36ZM81 168H83V167H81ZM85 168H86V167H85ZM103 168H104V167H103ZM111 168H112V167H111ZM111 168H110V169H111ZM20 169H21V168H20ZM24 169H25V168H24ZM26 169H27V168H26ZM31 169H32V168H31ZM55 169H57V168H55ZM55 169H54V170H55ZM96 169H97V168H96ZM99 169H100V168H99ZM99 169H97L98 172H99ZM106 169H107V168H106ZM106 169H105V170H106ZM113 169H114V168H113ZM4 170H5V169H4ZM11 170H12V169H11ZM47 170H48V168H47ZM51 170H52V171H51ZM51 170H50L51 173L54 172L53 169H51ZM87 170H88V169H87ZM91 170H92V168H91ZM100 170H102V169H100ZM7 171H8V169H7ZM22 171H23V170H22ZM37 171H39V170H37ZM50 171H46V172L50 173ZM88 171H89V170H88ZM94 171H95V170H94ZM113 171H114V170H113ZM116 171H117V170H116ZM19 172H21V171H19ZM24 172H25V170L23 171V173H24ZM39 172H40V171H39ZM46 172H45V173H46ZM55 172H56V171H55ZM60 172H62V171H60ZM92 172H93V171H92ZM102 172H103V171H102ZM102 172H101V174H102ZM106 172H107V171H106ZM108 172H111V171H108ZM108 172H107V173H108ZM252 172H253V171H252ZM0 173H4V172H0ZM28 173H29V172H28ZM35 173H36L35 175L38 174L37 172H35ZM85 173H86V172H85ZM88 173H89V172H88ZM107 173H106V174H107ZM113 173H114V172H113ZM246 173H247V172H246ZM250 173H251V172H249V174H250ZM6 174H7V173H6ZM21 174H22V173H21ZM24 174H26V173H24ZM33 174H34V172H33ZM46 174H47V173H46ZM98 174H99V173H98ZM106 174H104V175H106ZM110 174H112V173H110ZM116 174H117V173H116ZM251 174H252V173H251ZM251 174H250V175H251ZM31 175H32V174H31ZM102 175H103V174H102ZM102 175H101V176H102ZM108 175H109V174H108ZM3 176H4V175H3ZM13 176H14V175H13ZM39 176H41V175H38V177H39ZM45 176H46V175H45ZM86 176H87V175H86ZM93 176H94V175H93ZM106 176H107V175H106ZM111 176H112V175H111ZM244 176H245V175H244ZM254 176L256 177V175H254ZM261 176H263V175H261ZM36 177H37V176H36ZM48 177H49V176H48ZM48 177H47V179H48ZM87 177H88V176H87ZM87 177H85V178H87ZM108 177H109V176H108ZM108 177H107V178L105 177V178L109 180ZM247 177H249V176H247ZM255 177H254V178H255ZM258 177H259V175H258V173H257V177H256V178H258ZM41 178H42V177H41ZM102 178L104 179V176H103ZM110 178H111V177H110ZM245 178H246V177H245ZM249 178H250V177H249ZM252 178H253V176H252ZM252 178H251V179H252ZM256 178H255V179H256ZM259 178H260V177H259ZM262 178H264V177H262ZM43 179H44V178H43ZM51 179H52V178H51ZM78 179H79V178H78ZM41 180H42V179H41ZM52 180H53V179H52ZM110 180H111V179H110ZM114 180H115V179H114ZM114 180H113V181H114ZM252 180H253V179H252ZM35 181H37V180H35ZM43 181H44V180H43ZM47 181H48V180H46V182H47ZM79 181H81V180L79 179ZM79 181H78V182H79ZM86 181H87V180H86ZM113 181H112V182H113ZM257 181H258V179H257ZM32 182H33V179H32ZM32 182H31V185L33 184ZM74 182H75V180H74ZM74 182H73V183H74ZM84 182H85V181H84ZM84 182H83V184H84ZM87 182H88V181H87ZM108 182H109V181H108ZM36 183H37V182H36ZM36 183L34 182L35 188H37V189H35V190H36V191L38 190V191L41 193L42 190H43V188L46 187V186H44L46 183L44 182V183H45V184H44L43 182H42V183H39V182H38V183L40 184V186H39L38 183H37V184H36ZM81 183H82V182H81ZM85 183H86V182H85ZM88 183H89V182H88ZM95 183H96V182H95ZM41 184H44V185H41ZM60 184H61V183H60ZM83 184H82V186H83ZM111 184H112V183H111ZM74 185H75V184H74ZM76 185H77V184H76ZM84 185H85V184H84ZM95 185H98V184L96 183ZM231 185H232V184H231ZM233 185H234V184H233ZM41 186H43V188H42ZM87 186H88V185H87ZM92 186H94V185H92ZM98 186H99V185H98ZM107 186H108V184H107ZM107 186H106V187H107ZM110 186H111V185H110ZM1 187H2V186H1ZM27 187H28V186H27ZM29 187H31V186H29ZM47 187H48V186H47ZM69 187H70V186H69ZM74 187H75V186H74ZM88 187H89V186H88ZM100 187H101V186H100ZM100 187H97V186H96L95 189L98 191L97 188H100ZM103 187H104V186H103ZM106 187H105V189H106ZM5 188H6V187H5ZM71 188H72V187H71ZM76 188H78V186H77ZM84 188H86V186H85ZM90 188L92 189L91 186H90ZM232 188L234 189L235 187L232 186ZM236 188H238V187H236ZM242 188H244L245 190L247 189V187H242ZM33 189H34V188H33ZM46 189H47V188H46ZM46 189L44 188L43 191H45ZM69 189H70V188H69ZM73 189H74V188H73ZM95 189H94V193H93V194L96 195V194H98V193L95 192V191H96ZM100 189H103V188H100ZM238 189H239V188H238ZM3 190H4V189H3ZM31 190H32V189H31ZM71 190H72V189H71ZM76 190H77V189H76ZM88 190H90V189H88ZM106 190H107V189H106ZM108 190H109V189H108ZM0 191H2V189H0ZM29 191H30V190H29ZM78 191H80V190L78 189ZM99 191H100V190H99ZM101 191H102V190H101ZM103 191H105V190H103ZM3 192H4V191H3ZM8 192H9V191H8ZM8 192H7V193H8ZM30 192H32V191H30ZM83 192H84V191H83ZM92 192H93V190H92ZM92 192H91V193H92ZM108 192H110V191H108ZM108 192L105 191V194L108 193ZM245 192L249 193L248 197H247V196H245V197H247V199L249 198V200H250V198L252 197L251 194H250V192H248V191H245ZM43 193H44V192H43ZM43 193H42V194H43ZM46 193H49V191L46 190ZM80 193H81V192H80ZM87 193H88V191H87ZM87 193H86V194H87ZM99 193H102V192H99ZM247 193H246V194H247ZM4 194H5V192H4ZM28 194H29V193H28ZM30 194H31V193H30ZM44 194H45V193H44ZM89 194H90V192H89ZM89 194H87L86 197H87ZM244 194H245V193H244ZM7 195H9V194H7ZM51 195H52V191H51ZM76 195H77V194H76ZM81 195L83 196V194H81ZM90 195H91V194H90ZM95 195H92V196H95ZM24 196H25V195H24ZM24 196H23V198H24ZM26 196H27V195H26ZM46 196H47V197H50V194H48V195L46 194ZM77 196H78V195H77ZM101 196H102V194H101ZM103 196H104V200H105V195H103ZM230 196H231V195H228V196H227L228 200H230V198H229ZM234 196H235V195H234ZM239 196H240V195H239ZM239 196H236V199H237ZM261 196H262V195L260 194V197H261ZM263 196H264V195H263ZM28 197H29V195H28ZM30 197H31V196H30ZM30 197H29V198H30ZM38 197H39V196H38ZM41 197H42V196L40 195V198H41ZM88 197H89V196H88ZM90 197H91V196H90ZM95 197L97 198V196H95ZM95 197H94V198H95ZM232 197H233V196H232ZM2 198H3V197H2ZM2 198H0V199H2ZM18 198H19V197H16V198H15V196H14L13 199H18ZM29 198H27V199L29 200ZM40 198H39V199H40ZM84 198H85V197H84ZM98 198L101 199V201H102V198H103V197L100 198V196L98 195ZM98 198H97V200H99ZM239 198H240V197H239ZM243 198H244V197H243ZM6 199H7V198H6ZM24 199H25V198H24ZM35 199H36V198H35ZM42 199H43L44 201L42 200V202H41V200H38V198H37V200H36L37 202H34V203H36V204H33V205H35V208H34V206H32V203H33V202H31V206L28 205L30 208H29L27 205H26V206H27L29 209H31V207H33L34 209H33V208H32V209L35 211V210H36V207H40V206L42 205V203H46V202L48 203V202H50V201L52 200L51 197H50V198H48V199H51V200L49 201V200L46 199L47 201L45 202V197H44V196L42 197ZM91 199H92V198H91ZM259 199H260V198H259ZM261 199H263V197H262ZM4 200H5V199H4ZM21 200H22V199H21ZM21 200H20V201H21ZM92 200L95 201L96 199H92ZM92 200H89V201H92ZM232 200H233V198H232ZM232 200H230V201H232ZM243 200H244V199H243ZM5 201H6V200H5ZM9 201H10V200H9ZM9 201H8V202H9ZM16 201H17V200L13 201V203H14V204H15V203H18V205L24 203V201H23V203H22V201H21V203H20V202H16ZM26 201H27V200H26ZM39 201L41 202V205H40V206H36V205H39V204H40ZM233 201H234V200H233ZM235 201H236V200H235ZM237 201H238V200H237ZM240 201H242V200H240ZM244 201H246V200H244ZM247 201H248V200H247ZM247 201H246V202H247ZM258 201H259V200H258ZM8 202H7V205H9L8 207L14 208V207H12V206H13V203H12L11 206H10V203L8 204ZM103 202H104V201H103ZM260 202H261V200L259 201V203H260ZM2 203H3V201L0 202V204H2ZM27 203L29 204L30 202H28V201L25 202V204H27ZM37 203H39V204H37ZM47 203H46V204H47ZM91 203H92V202H91ZM98 203H99V202H98ZM230 203H231V202H230ZM242 203H243V202H242ZM242 203H241V204H242ZM248 203H249V202H248ZM259 203H258V204H259ZM46 204H45V205H46ZM79 204L81 205V203H79ZM95 204H96V203H95ZM233 204L235 205V202H234V203L232 202V205H233ZM236 204H238V203H236ZM241 204H240V205H241ZM246 204H247V203H246ZM256 204H257V203H256ZM4 205H5V204H4ZM7 205H5V206H7ZM15 205H16V204H15ZM43 205H44V204H43ZM43 205H42V206H43ZM121 205H122V204H121ZM234 205H233V206H234ZM243 205H245V202H244V204H242V206H243ZM251 205H252V203H251ZM251 205H250V207H251ZM253 205H254V203H253ZM259 205H260V204H259ZM259 205H258V206H259ZM2 206H3V205H2ZM5 206H4V208H5ZM20 206H22V205H20ZM20 206H19V209H18V210H19V213H22V210H24V212L26 211L25 213H28V216H27V217H26L25 215H24V217H23V218H25L24 220L27 221V219L30 218L29 215L34 214L35 212H34V211H31V210H29V209L23 208V207H25V206H22L23 209L21 208V209H22V210H21V209H20ZM47 206H48V205H47ZM246 206H247V205H246ZM254 206H255V205H254ZM256 206H257V205H256ZM16 207H17V206H16ZM93 207H94V206H93ZM93 207H92V208H93ZM244 207H245V206H244ZM244 207H243V208H244ZM250 207L248 206V208H250ZM261 207H262V206H261ZM263 207H264V206H263ZM2 208H3V207H2ZM17 208H18V207H17ZM17 208H16V211H17ZM47 208H48V207H47ZM47 208H46L45 213L49 210V208H50V210H51V207H49L48 209H47ZM94 208H95V207H94ZM257 208L259 209V207H257ZM25 209H26V210H25ZM0 210H2V209H0ZM40 210H41V207H40ZM43 210H44V209H43ZM94 210H96V209H94ZM97 210H98V209H97ZM4 211H5V210H4ZM4 211H3V212H4ZM27 211H28V212H27ZM30 211H31L32 213H31ZM37 211H38V210H37ZM37 211H36V212H37ZM259 211H260V210H258V213H260ZM262 211H263V209H262ZM262 211H261V213H262ZM24 212H23V213H24ZM29 212H30L31 214H30ZM33 212H34V213H33ZM39 212H40V211H39ZM50 212H51V211H50ZM96 212H97V211H96ZM256 212H257V211H256ZM37 213H38V212H37ZM37 213H35V214H37ZM40 213H43L42 210H41ZM92 213H93V212H92ZM253 213H254V212H253ZM253 213L250 214V216L254 215V216L257 217V215H259L258 213H257V215H255V214H253ZM261 213H260V214H261ZM263 213H264V211H263ZM263 213H262V215H263ZM11 214H12V213H11ZM11 214H10V215H11ZM15 214H16V213H15ZM35 214H34L33 216H35ZM6 215H7V212H6ZM6 215H5V216H6ZM8 215H9V214H8ZM26 215H27V214H26ZM0 216L3 217V216H4V213H3V215L0 214ZM12 216H13V218H14V213H13ZM38 216H39V213H38ZM38 216H37V217H38ZM43 216H44V214H42L41 218H42ZM259 216H260V215H259ZM259 216H258V217H259ZM7 217H8V216H7ZM20 217H21V216H20ZM20 217L17 216V220H18V223L21 224L22 222H19V220L22 221L23 219H22V218L20 219ZM31 217H32V216H31ZM37 217H36V219H37ZM44 217H45V216H44ZM44 217H43V218H44ZM18 218H19V219H18ZM26 218H27V219H26ZM41 218H40V219H41ZM43 218H42V219H43ZM2 219H3V218H2ZM7 219H8V218H7ZM9 219H11V218H9ZM15 219H16V217H15ZM36 219H35V217H34V220H36ZM260 219H261V217H260ZM260 219H258V220H260ZM4 220H5V219H4ZM11 220H12V219H11ZM17 220H16V223H17ZM24 220H23V221H24ZM30 220H31V218H30ZM30 220H28V222H30ZM14 221H15V220H14ZM14 221H13V222H14ZM26 221H24V224L26 223ZM42 221H43V220H42ZM44 221H45V220H44ZM28 222H27V223H28ZM31 222H32V220H31ZM31 222H30V224H31ZM36 222H37V221H36ZM16 223H15V224H16ZM18 223H17V224H18ZM34 223H35V222H34ZM4 224H5V222H4ZM20 224H18V225H20ZM35 224H36V223H35ZM35 224L33 225V222H32V225H33L32 228L34 227V228H33L34 230L37 229V228H35V227H36ZM47 224H48V223H47ZM9 225H11V224H9ZM18 225H17V226H18ZM25 225H26V224H25ZM48 225H49V224H48ZM12 226L15 227V225H13V223H12L11 227H12ZM21 227H22V226H21ZM25 227H26V226H25ZM3 228H4V227H3ZM15 228H16V227H15ZM26 228H28V227H26ZM12 229H13V227H12ZM33 229H31L32 232L34 231ZM18 230H19V229H18ZM23 230H24V229H23ZM20 231H21V230H20ZM29 231H30V230H28L27 232H29ZM39 231H40V230H39ZM44 231H45V230H44ZM2 232H3V229H2ZM6 232H7V231H6ZM10 232H11V231H10ZM22 232H23V231H22ZM25 232H26V231H25ZM25 232H24V233H25ZM32 232L29 233V235H31ZM51 232H52V231H51ZM19 233H20V232H19ZM37 233H39V232H37ZM15 234H16V232H15ZM25 234H26V233H25ZM27 234H28V233H27ZM41 234H42V233H41ZM45 234H46V233H45ZM45 234H44V235H45ZM16 235H17V234H16ZM21 235H22V234H21ZM29 235H28V237H30ZM25 236H26V235H25ZM33 236H34V232H33V235H32V237H31V239H30V238H27V239H30V240H31V243H32V244L35 243L34 240H32ZM36 236H37V235H36ZM38 236H40V235H38ZM38 236H37V237H38ZM46 236H47V235H46ZM48 236H49V235H48ZM52 236L54 237L53 234H52ZM6 237H7V235H6ZM26 237H27V236H26ZM37 237H36V240L38 239ZM53 237H52V239H53ZM34 238H35V236H34ZM43 238H44V237H43ZM48 238H49V237H48ZM48 238H47V239H48ZM50 238H51V235H50ZM40 239H41V237H40ZM38 240H39V239H38ZM38 240L36 241V245L39 244V245H38V247H39L40 244H41V242H40L41 240H40V241H38ZM43 240H44V239H43ZM49 240H51V239H49ZM37 242H40V243H37ZM44 242H45V241H44ZM51 242H52V241H51ZM51 242H50V243H51ZM59 243H60V242H59ZM59 243H58V245H61V244H59ZM32 244H30V245H32ZM34 245H35V244H34ZM36 245H35V246H36ZM51 245H52V244H51ZM32 246H33V245H32ZM43 246H44V245H43ZM43 246L41 245V247L44 249ZM48 246H49V245H48ZM41 247H40V248H41ZM43 249H42V250H43ZM38 250H39V248H38ZM44 251H45V250H44ZM39 253L41 254V252H39ZM41 255H42V254H41ZM22 258H23V257H22ZM24 259H25V258H24ZM24 259H23V260H24ZM27 261H28V260H27ZM30 261H33V262H34L33 259L30 260ZM24 262H26V261H24ZM27 263H28V262H27ZM34 263H35V262H34ZM23 264H24V263H23ZM25 264H26V263H25Z\"/></svg>","mask_w":264,"mask_h":264}]
</instances>
